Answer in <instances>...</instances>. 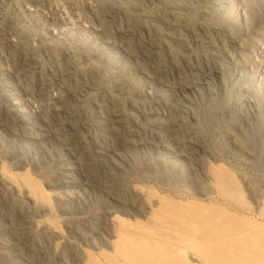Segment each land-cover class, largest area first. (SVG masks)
Listing matches in <instances>:
<instances>
[{
	"label": "rangeland",
	"instance_id": "374dc122",
	"mask_svg": "<svg viewBox=\"0 0 264 264\" xmlns=\"http://www.w3.org/2000/svg\"><path fill=\"white\" fill-rule=\"evenodd\" d=\"M154 1L153 0H104V1L103 0H96V1L95 0L94 1L93 0H81V1L80 0H2L1 1L0 0V5L2 6V7L0 6L1 7L0 12H1V14H4V15L0 16L1 17L0 18V21H1L0 22V31L2 32V33L0 32L1 33L0 34V38H1L0 39V43H1L0 53H2V54H0V57L3 56L2 59H0V66H1L0 70L3 69L2 71L5 73L13 71L11 69L14 68V65L16 62L15 63L12 62V60L7 57L8 53L12 52L13 49L17 48V49H22L24 51H27L29 49V51H31L32 54L28 60L30 62V65L33 66V68L31 69L32 78H33V79H31V83H32L31 86L34 87L35 84H38L40 86H38V89H35V91L28 94L27 96H22V99L25 98L27 103L30 106L32 105V103H33V105H35L36 103L38 104V101H39V105L41 103V105H40L41 106V108H40L41 112L40 113L43 115L41 116L42 121L40 122V119H39L38 125H40L42 127H46V128H48L50 126V129H52V130L55 129V131L58 129L57 130L58 136L55 135L56 137L53 138L52 141L46 143V145H45V148H47L46 150L43 149L41 146H38V144H37V145H35V149H34L35 152L33 150L32 153H26L24 150L19 152V153H15V154L9 153L7 151V145H6L7 142L5 141V139L1 135L2 138H0V140H1L0 144L2 145V147L0 145V166H2V168L5 167L4 168L5 172H2L3 169H0V173L2 172L3 178H5L7 181H10L13 184H15V187L17 186L19 189H22L23 192H25L27 194V196L30 195V193H28V190L30 191V189H31V188L29 189V185L27 184V182H29V183L32 182V184H35L37 186V189L39 190V194L38 195L31 194L29 196V200L27 201L23 195L22 196H20L21 194L20 195H16V194L14 195V193L8 191L6 187L1 188V186H0V189L5 190L2 192L3 196L1 195V198H0V203H1V199L4 202V204L1 203L2 206H4V208L3 207H2L3 209L1 208L3 212L0 213V219H1L0 220L1 221L0 222V229H1L0 230V233H1V235H0V239H1L0 240L1 241L0 242V249H1L0 250V254H1L0 255V264H5V263H7V264H20V263L21 264H36V263L37 264H46V263H48V264H64V263L65 264H72V263L76 264L79 261H81V262H79L77 264H110L109 262H110L111 258L117 259V257H118V254H116V251H115L116 250V244L118 241V237L122 233V230L124 227H126V229H127V227H128V229H133V228H137L138 226H140V227L143 226L145 228H147V227L151 228V226H152V222H151L152 221V215L156 213L155 209H157V211H158L159 209L172 208L174 206H177L181 210L187 211L189 213H191L192 211L195 212V211L199 210L201 212L204 211L203 213H205L208 216L213 215V216L219 217L220 218L219 220L221 222L219 225H220V227H223L225 229L240 228V227L242 228L244 226L245 227L250 226L248 228H250L251 230H254V229H258L260 227H264V223H261V221H264V193H261L262 191H264V190H262V188H264V126H262V124H264V120H262V119H264V110H262V109H264V0H195V1L194 0H154ZM96 2H98V3H96ZM49 4H51V5H49ZM183 4L185 5V7ZM43 5H44V7H43ZM131 5L134 7H132ZM5 6H6V8H5ZM47 6H48V8H47ZM2 10H4L6 13ZM91 11H93V12H91ZM43 12H44V14H43ZM98 13H100V14H98ZM161 13H162V15H161ZM129 14H131V15H129ZM46 15H47V17H46ZM60 15L62 18H59ZM180 16H182V17H180ZM161 18H162V20H161ZM165 18H167V19H165ZM116 19H118V20H116ZM184 20H185V22H184ZM12 21L15 24H13ZM39 21H40V24H39ZM63 22H64V24H63ZM170 22H171V24H170ZM201 22H202V24H201ZM134 23L136 24V26ZM62 24H63V26H62ZM128 24H130V25L128 26ZM154 24H155V26H154ZM193 24H194V26H192ZM216 24H218V25H216ZM3 25H5L6 27H4ZM7 26L9 27V29ZM105 26L106 27L108 26V28L109 27L110 28L106 29ZM87 28H89V29H87ZM118 28H119V30H118ZM17 29H18V31H17ZM176 29H177V31H176ZM94 30H96V31H94ZM97 30H98V33H97ZM105 30H109V31L104 32ZM154 30H156V31H154ZM74 32H76L77 34ZM157 32L159 35H157ZM27 33L29 34L28 36H27ZM139 33H140V35H138ZM11 34H12V36H9ZM25 34H26V38H25ZM65 34H66V36H65ZM74 34H75V36H74ZM104 34H105V36L107 35L106 38H105V36H103ZM113 34L115 36H113ZM2 35L4 36V38L1 37ZM13 35H15V36H13ZM16 36H18V37L20 36L19 40H18V37H16ZM70 36H73V38H69ZM112 37H114V38H112ZM8 38H9V40H8ZM27 38H29V39H27ZM111 38H112V40H111ZM31 39H32V41H31ZM186 39H188V40H186ZM193 39L195 40V42ZM1 40H3V41H1ZM13 40H15L16 42H14ZM125 40H127V41H125ZM178 40H180V41H178ZM111 41H112V43H111ZM34 42H35L36 46L33 44ZM168 42H169V44H168ZM21 44H23L24 46ZM49 44H50V46H49ZM125 44H126V46H125ZM177 47H178V49H177ZM4 48H6L7 50ZM26 48H28V49H26ZM85 48H86V50H85ZM123 48L125 50H123ZM200 48H202V49H200ZM1 49H3V50H1ZM38 49H39V51H38ZM90 50L91 51L93 50L92 53H90L91 52ZM112 50H113V52H112ZM5 51L7 52V54L5 53ZM46 51H47V54H46ZM88 51H90V52H88ZM142 51H144V54H142ZM126 53H128V54H126ZM4 54H5V56H4ZM130 55H132V56L130 57ZM33 57H34V59H32ZM156 59H157V61H156ZM1 61H3L6 65ZM6 61H9V62H6ZM31 61H32V63H31ZM101 62H103V63L101 64ZM141 62H143V64ZM66 63H68V64H66ZM55 64H57L58 67L60 66V68H59L60 70L56 69L58 67ZM115 66H116V68H115ZM49 68H52L53 71H52V69H49ZM33 70H35V71H33ZM140 71H142V72H140ZM112 74H113V76H112ZM116 74H117V76H116ZM75 75H76V78H75ZM70 77H71V79H70ZM37 78H39V79H37ZM22 79L23 78H20V81H23ZM97 79H98V81H96ZM50 81L51 82L53 81V82L50 83ZM72 81H73V83H72ZM103 81H104V83H103ZM223 81H225V83H223ZM64 82H66V84ZM112 82H113V84H111ZM120 82H122V83H120ZM22 84L23 83H21V87H22ZM118 84L120 86H117ZM66 85H68V86H66ZM126 85H127V87H126L127 91H125ZM183 85H185V86H183ZM21 87H19V89ZM88 87H89V89H88ZM23 88H24V85H23ZM48 89H49V91H48ZM40 90L42 91V93ZM37 91H39V92H37ZM71 91L72 92L76 91V92L70 93ZM135 92L138 94L136 95ZM150 92H152V93H150ZM153 92H155V93H153ZM35 93H36V95H35ZM46 94H48V95H46ZM70 94H72L74 96V98ZM75 94H77V95H75ZM110 94H111V96H110ZM154 94H156V95H154ZM242 94H243V96H242ZM139 95L140 96L142 95V96L140 97ZM36 96H37V99H36ZM50 96H51V98H50ZM5 97H6V95L4 94V92H2V90H0V105H1V108L3 109V110L1 109L0 111H1L2 116L5 115V114H3L4 113L3 111L4 110L6 111V109L9 108V105H10V103L6 102ZM54 97H56L57 99ZM103 97H105V98H103ZM233 97H235V98H233ZM58 98H60V99H58ZM109 98H110V100H109ZM241 98H243V99H241ZM217 99H218V101H217ZM240 100H242V101H240ZM110 101H112V102H110ZM215 101H217V102L213 103ZM119 102H120V104H119ZM133 102L135 105H133ZM145 102H147V103H145ZM4 103H5V105H3ZM148 103H149V105H148ZM64 104H67V105H64ZM104 104H106V105H104ZM146 104H147V107H146ZM69 105H70V107H69ZM141 105H143V106L141 107ZM150 105L152 106V108L150 107ZM159 105H160V107H159ZM44 106H45V108H43ZM55 106L57 107V109ZM122 106L124 108H121ZM256 106H257V108H256ZM50 107H53V108H50ZM114 107H115V109H114ZM234 107H236V108H234ZM208 108L210 109V112H209ZM113 109L118 111V112L114 111ZM124 109H125V111H124ZM155 109L156 110L158 109V112ZM57 110L58 111L60 110L59 111L60 114L58 116L55 113V111H57ZM139 110H140V112H138ZM82 112H83V114H82ZM150 113H152L151 117H149ZM155 113H157V114H155ZM72 114H74V115H72ZM145 114H146V116H143ZM169 114H170V116H169ZM176 114H177V116H176ZM260 114H262V115H260ZM64 115L65 116L67 115V116L65 117ZM84 116H86V117H84ZM115 116H116V118H115ZM59 117H60V119H59ZM146 117H147V119H146ZM152 117H153V119H152ZM85 118H87V119H85ZM182 118H183V120H182ZM254 118H256V120ZM71 119H72V121H71ZM134 119H135V123H134V121H132ZM233 119H235V120H233ZM44 120H48V121H46V123H45ZM97 120H102V121H97ZM151 120H153V121H151ZM54 121H55V123H54ZM148 121H150V122H148ZM186 121L188 122V124ZM43 122H44V124H43ZM106 122H108V123H106ZM153 122H155V123H153ZM10 123H11L13 129H20L21 124H19L18 121L16 122V120H14V117L10 116ZM95 123H96V125H95ZM105 123H106V126L104 125ZM117 123H118V125H117ZM130 123H132L133 125H131ZM60 124H62V125H60ZM84 124H85V127H84ZM86 124H88V126ZM247 125L248 126L251 125V126L248 127ZM58 126L59 127L61 126V127L58 128ZM113 126L115 127L114 131H113ZM116 126H119L120 129H119V127H116ZM64 128L65 129L68 128V129L65 130ZM59 129H60V132H59ZM63 130H64V132H63ZM108 130H109V132H108ZM137 130L140 131L139 134H138ZM164 130H165V132H164ZM188 130L189 131L191 130V131L189 132ZM238 130H239V132H238ZM81 131H82V133H81ZM249 131H250V134H249ZM52 132L53 131H51V133ZM69 132H71V133H69ZM87 132H88V134H87ZM142 132H143V135L141 134ZM146 133H147V135H146ZM182 133H183V135H182ZM61 134L64 136H62ZM115 134H117V135H115ZM154 135L157 138H155ZM180 135H182L181 136L182 138L179 139ZM243 135H244V137H243ZM81 136H83V137L81 138ZM93 136H95V137H93ZM123 136H125V137H123ZM196 136L198 138H196ZM148 137L151 139H149ZM193 137H195V138H193ZM58 138H60L59 139L60 141H56V140H58ZM64 138H65V140H64ZM80 139H81V141H80ZM128 139H130V140H128ZM139 139L141 140L140 142H139ZM157 139L161 142H159ZM174 139H178L179 142L177 140H174ZM181 139H182L183 144L181 142ZM197 139H198V141H197ZM13 140H14V138H13ZM131 140H132V142H131ZM149 140H150V142H149ZM190 140L193 142H191ZM202 140H203V142H201ZM242 140L244 141V143H242L243 142ZM56 143H57V145H56ZM118 143H120V144H118ZM163 143H164V145H163ZM191 143H194V144H191ZM70 144L72 147H70ZM152 144H154V145H152ZM173 144H174V146H173ZM176 144H178L179 146ZM183 145H185V146H183ZM158 146L159 147L163 146V147L161 149V147L159 148ZM166 147L168 149H166ZM174 147L178 148V149H175ZM203 147H205V148L203 149ZM79 148H80V150H79ZM182 149H184V150H182ZM195 150L198 152H196ZM206 150H208L207 153H206ZM258 150H260V151H258ZM1 151H3V152H1ZM6 151H7V154H6ZM44 151L48 154H46ZM78 151H79V153H78ZM157 151H158V153L160 152L161 154L160 153H159L160 155L157 154ZM72 152H74V153H72ZM80 152H82V154ZM100 152H102V153H100ZM152 152H153V154H152ZM164 152H166V153H164ZM155 153H156V157H154ZM167 153H174V155H173L174 158L173 159L168 158L166 156ZM195 153L196 154L198 153V155H196ZM85 154H86V156L87 155L88 156L86 157ZM149 154H150V156H149ZM91 155H93V156H91ZM146 155L148 156L147 157L148 159L146 158ZM161 155H162V157H161ZM32 156H34V157H32ZM140 156L143 159H141ZM188 156L189 157L193 156L192 159H193V161L194 160L195 161L193 162L191 160V158H189ZM197 156H198V160H197ZM179 157H183V158H179ZM34 158H35V162H34ZM99 158H100V160H99ZM158 158H160L161 160H158ZM155 159H156V161H155ZM174 159H177V160H174ZM39 160H43V161H39ZM69 160H72L76 165H74V167H71V165L69 166L68 164H66L65 162H68ZM75 160H76V162H75ZM136 160H137V162H136ZM143 160H144V162H143ZM5 161L6 162L10 161L11 163L10 162L5 163ZM23 161L26 163H24ZM127 161L129 163H127ZM177 161L178 162L180 161V162L178 163ZM41 162H42V164H41ZM139 162H140V165H139ZM200 162H202L203 164ZM27 163L29 166H27ZM208 163H209V165H208ZM114 164H117V165L114 166ZM17 165H19V166H17ZM160 165H162V166H160ZM210 165L215 167V168L211 167ZM15 166H17V167H15ZM77 166L79 168H77ZM130 166L132 168H130ZM146 166H148V167L150 166V167L148 168ZM200 166H202V167H200ZM34 167H36V168H34ZM104 167H106V169ZM153 167H155V168H153ZM165 167L166 168L168 167V169H165ZM147 168L150 170H148ZM174 168L176 169L175 172H174ZM217 168H221V170L217 169ZM50 169H52V170H50ZM141 169H142V171H141ZM226 169H228V171ZM85 170L88 174L85 172ZM100 170L102 172H100ZM103 170H107V171H103ZM137 170H138V174L136 173ZM164 170H166V171H164ZM170 170L172 173L170 172ZM203 170L206 172H204ZM214 170H216V171H214ZM185 171H187V173ZM23 172H24V175H22ZM180 172H182V173L180 174ZM68 173L71 175H69ZM121 173H124V174L119 175ZM153 173H156V174L153 175ZM7 174H9V175H7ZM44 174H46V175H44ZM170 174H172V176ZM183 174H184V176L179 177V175H183ZM189 174H191V175H189ZM194 174H196V175L194 176ZM197 174H200V176ZM217 174H219L218 177H217ZM227 174H228V176H230V175L231 176L228 178ZM15 175L22 176L21 178H23L24 180L20 179L19 176L17 177ZM53 175H54V177H53ZM112 175L115 177H113ZM12 176H13V179H12ZM24 176H28V178L26 179V177H24ZM66 176H68V177H66ZM101 176H102V178H101ZM126 176H127L128 180H127ZM160 176H162V180L158 179V178H161ZM163 176H165V178ZM209 176H211V177H209ZM14 177L16 178V180ZM106 177H107V179H106ZM204 177L207 178L208 180L207 179H205L206 181L202 180V179H204ZM86 178L88 179V181ZM110 178H112V179L110 180ZM211 178L213 179V181L211 180ZM231 178H233L234 180L232 179V181H230ZM30 179H31V181H30ZM157 179L160 181L159 183H161V184L157 183ZM168 179H171V180H168ZM191 179H193V180H191ZM241 179H242V181H241ZM83 180H84V182H83ZM167 180H168V182H167ZM218 180L222 181V183ZM110 181H111V184H110ZM141 181H143V182H141ZM170 181H171V183H169ZM175 181H177V184H178V182H180V185H177ZM203 181L205 182V184L208 181L207 185H205L203 183ZM164 182H166V184L168 183L167 184L168 187L166 184H164ZM103 183H105V184H103ZM162 183L166 186H164ZM172 183H175L176 186ZM213 183L216 184L215 186H217L218 188L215 187ZM97 184H98V186H97ZM124 184H125V186H123ZM126 184H127V186H126ZM130 184H132V185H130ZM156 184H157V186H156ZM183 184L185 185V187H183ZM227 184H229V185H227ZM211 185H213V188ZM64 186L66 188H64ZM108 186H109V188H108ZM122 186L124 187L125 197L129 198L126 201H123V200L121 201V198H119L116 194H114L112 192L113 190L116 191L117 188H119V187L123 189ZM137 186L141 190L138 189ZM146 186H148V187H146ZM187 186L189 187V189L192 188L191 193H190V190L187 189L188 188ZM244 186L246 187L247 190H245ZM97 187H98V189H97ZM112 187H113V189H112ZM260 187H261V189H260ZM158 188H160V189H158ZM168 188L171 190H169ZM182 188H184V190ZM233 188H236V189H233ZM83 189H84V191H83ZM111 189H112V191H111ZM131 189L134 191H132ZM137 189L139 191H137ZM179 189H182V190L179 191ZM215 189H217V190H215ZM221 189H222V191H221ZM258 189H260V191ZM125 190H126V193H125ZM166 190H168V191H166ZM233 190H235L234 193H233ZM91 191H93L94 193L93 192L91 193ZM210 191H212L213 193ZM227 191L228 192L232 191V194L228 193ZM76 192L79 194H77ZM167 192H169V193L167 194ZM186 192H188V193H186ZM214 192H216L217 194ZM223 192H226V193H223ZM42 193H45V194H42ZM83 193H85V194L83 195ZM179 193H181V194H179ZM195 193H197V194H195ZM202 193L203 194L205 193V194L203 195ZM235 193H237L238 198H236ZM46 194H47V196L45 197L44 195H46ZM76 194L79 195V197ZM112 194H114L115 196L114 195L110 196ZM193 194H195V195H193ZM211 194L212 195L215 194L214 198ZM219 194H221V195H219ZM225 194H227V196L225 197L226 199H228L227 197L229 196V194L231 195V196H229L230 198L227 201L224 198ZM39 195H43L44 199L42 198V196H39ZM161 195H162V197H161ZM207 195H209L210 197ZM216 195H219L221 198L219 196H216ZM233 195H235V197ZM259 195H260V197H257ZM85 196H88L89 198L85 197ZM99 196H100V198H99ZM108 196H109V198H108ZM141 196L143 197V199L146 200L145 202ZM232 196L234 197V199L231 198ZM251 196H253L254 198ZM255 196L257 198H255ZM10 197H12V199H9ZM14 197H15V199H14ZM18 197L19 198L21 197V199H23V200H20ZM208 197H209V199H208ZM40 198H42V199L40 200ZM72 198H74V199H72ZM136 198H137V200H136ZM153 198L156 199V201ZM186 198H187V200L185 201ZM212 198H213V200H212ZM32 199H34V200H32ZM214 199L216 200V203L213 202ZM237 199L240 200V203H238L239 201ZM36 200H37V202H36ZM132 200L133 201L135 200L134 204H133ZM170 200H172V201H170ZM206 200H208V201H206ZM209 200H210V203H212V204L206 203V202H209ZM234 200H236V201L233 202ZM33 201H35L36 203ZM70 201H71V203H69ZM180 201H182V202H180ZM187 201H189V202H187ZM242 201H243L244 205H242L243 204ZM17 202H19V203L21 202V203L19 204ZM146 202H147V204H146ZM154 202H156L155 205H154ZM176 202H178V203H176ZM148 203L150 204V207H147ZM152 203L154 206L152 205ZM213 203H215V205H213ZM222 203H223V205H222ZM24 204H25V206L26 205L27 206L26 207L23 206ZM107 204H108V206H107ZM138 205L140 206V208ZM201 205H202V207H201ZM236 205L238 208L236 207ZM239 205H241V206L239 207ZM248 205L250 208L248 207ZM43 206H44V209H43ZM41 207H42V209H41ZM51 207H53V208H51ZM96 207H97V209H96ZM125 207H127V208H125ZM133 207H134V209H133ZM142 207H144V208H142ZM151 207H152V209H151ZM18 208H20V210ZM66 208H68V209H66ZM106 208H108V209H106ZM135 208H138V209H135ZM148 208H150L151 210H149ZM233 208L235 209V211L238 210L239 208H241V209L238 210L239 212L238 211L235 212ZM5 209H6V211H5ZM37 209H38V211H37ZM140 209H141V211H140ZM33 210H35V211H33ZM44 210H45V212H44ZM46 210H48V212ZM64 210H66V211H64ZM128 210H130V211H128ZM142 210H143V212H142ZM163 210H165V209H163ZM249 210L251 213L246 212ZM23 211H24V214H21V213H23ZM26 211H29V212H26ZM117 211H119V212H117ZM144 211H146V214H144L145 213ZM222 211L227 213V214L222 215L221 214ZM126 212H128V213H126ZM18 213H19V215H18ZM23 216H24V219L22 218ZM82 216H84V217H82ZM107 216H109V217H107ZM2 217H4V218H2ZM254 217H256V218H254ZM7 218H10V219H7ZM112 218H115L117 221L115 220V222H111V221H113ZM147 218H148V220H147ZM27 219L28 220L30 219L29 220L30 222L33 221L31 223L34 226V231H36L33 235H30L31 237L27 236V234H26L28 223H30ZM14 221H16V222H14ZM47 221H48V223H47ZM122 221H123V224L125 226L121 225ZM36 222L38 223V225L36 224ZM73 222H75V223H73ZM95 222H96V224H95ZM116 222H118L119 224ZM133 222L135 224H133ZM104 223H105V225H104ZM148 223H150V224H148ZM52 224H54L53 225L54 227L52 226ZM110 224H111V226H110ZM248 224H250V225H248ZM15 225H16V228H15ZM39 225H41V226H39ZM108 225H109V227H108ZM2 226H3V228H1ZM11 226H13V227H11ZM44 226H45V228L47 227L46 230H51V231L55 232V235L53 237L47 235L45 233L46 230L43 229ZM9 227L12 229H10ZM40 227H42V228H40ZM90 227H92V228H90ZM37 228L39 230H37ZM2 230L5 232H3ZM110 230H111V232H110ZM60 232H61V234H60ZM98 232H99V234H98ZM57 233H59V235H62L61 239H60V236L57 235ZM25 236H27V237H25ZM45 236H46V238H45ZM36 237H38V238H36ZM55 237H57V238H55ZM105 238H106V240H105ZM112 238H113V240H112ZM54 239L56 241L58 239H60V240H58L56 242V241H54ZM109 239H111L112 241ZM47 240H49V241H47ZM34 241L36 242L35 244H34ZM64 241H66V242L64 243ZM67 241H69V242H67ZM9 242H10V244H9ZM16 242H17V244H16ZM37 242L40 244H38ZM19 243H20V245H19ZM48 243H50V244H48ZM47 244H48V246H50V245L51 246L53 245V246L48 247ZM95 244H96V246H95ZM55 245H57V247H54ZM74 246H77V248ZM99 246H101V247H99ZM33 247H34V249H33ZM56 248L57 249L59 248V250H57ZM2 249H3V251H2ZM55 249H56V251H55ZM75 249H76V251H75ZM79 249H80V251H79ZM8 250H10V251L8 252ZM48 250H50V251L48 252ZM54 251H55V253H54ZM67 252H68L69 256H68ZM75 252H77V253L74 254ZM23 254H25V255H23ZM35 254H36V256H35ZM61 254H63V255H61ZM40 255H42V256H40ZM15 256H17V257H15ZM94 256H96V257H94ZM28 257H29V259H28ZM56 257H58V258H56ZM75 257L79 260L76 261ZM33 258H35L34 259L35 261L33 260ZM49 258H51L52 260ZM61 258H63V259H61ZM69 258H70V260H69ZM71 258H73V259L75 258V259L72 260ZM100 258H101V260H100ZM185 260H184V262L186 264H198L196 262L190 261L187 257ZM55 261H57V262H55ZM117 262H118V264H120V261H117Z\"/></svg>",
	"mask_w": 264,
	"mask_h": 264
},
{
	"label": "bare ground",
	"instance_id": "6f19581e",
	"mask_svg": "<svg viewBox=\"0 0 264 264\" xmlns=\"http://www.w3.org/2000/svg\"><path fill=\"white\" fill-rule=\"evenodd\" d=\"M2 1V0H1ZM81 1V0H80ZM94 1V0H93ZM96 1V0H95ZM104 1V0H103ZM154 1V0H153ZM195 1V0H194ZM6 2V1H5ZM8 2V1H7ZM36 2V1H35ZM64 2V1H63ZM83 2V1H82ZM108 2V1H107ZM151 2V1H150ZM155 2V1H154ZM159 2V1H158ZM187 2V1H186ZM189 2V1H188ZM3 3V2H2ZM75 3V2H74ZM73 3V4H74ZM87 3V2H86ZM96 3H98V2H96ZM111 3V2H110ZM113 3V2H112ZM118 3V2H117ZM43 4V3H42ZM81 4V3H80ZM83 4V3H82ZM92 4V3H91ZM95 4V3H94ZM93 4V5H94ZM106 4V3H105ZM108 4V3H107ZM36 5V4H35ZM49 5H51V4H49ZM48 5V6H49ZM75 5V4H74ZM85 5V4H84ZM88 5V4H87ZM115 5V4H114ZM141 5V4H140ZM146 5V4H145ZM184 5V4H183ZM1 6V5H0ZM41 6V5H40ZM48 6H47V8H48ZM56 6V5H55ZM102 6V5H101ZM100 6V7H101ZM132 6V5H131ZM130 6V7H131ZM2 7V6H1ZM1 7H0V9H1ZM43 7H44V5H43ZM75 7V6H74ZM121 7V6H120ZM132 7H134V6H132ZM175 7V6H174ZM184 7H185V5H184ZM5 8H6V6H5ZM76 8V7H75ZM104 8V7H103ZM106 8V7H105ZM165 8V7H164ZM44 9V8H43ZM79 9V8H78ZM90 9V8H89ZM94 9V8H93ZM55 10V9H54ZM82 10V9H81ZM88 10V9H87ZM98 10V9H97ZM107 10V9H106ZM123 10V9H122ZM140 10V9H139ZM142 10V9H141ZM163 10V9H162ZM187 10V9H186ZM2 11H4V10H2ZM34 11V10H33ZM43 11V10H42ZM99 11V10H98ZM5 12V11H4ZM59 12V11H58ZM91 12H93V11H91ZM3 13V12H2ZM6 13V12H5ZM9 13V12H8ZM90 13V12H89ZM112 13V12H111ZM123 13V12H122ZM142 13V12H141ZM0 14H1V12H0ZM40 14V13H39ZM43 14H44V12H43ZM59 14V13H58ZM92 14V13H91ZM97 14V13H96ZM98 14H100V13H98ZM127 14V13H126ZM172 14V13H171ZM177 14V13H176ZM2 15H4V14H1L0 16H2ZM11 15V14H10ZM129 15H131V14H129ZM161 15H162V13H161ZM205 15V14H204ZM209 15V14H208ZM116 16V15H115ZM127 16V15H126ZM135 16V15H134ZM139 16V15H138ZM141 16V15H140ZM171 16V15H170ZM183 16V15H182ZM182 16H180V17H182ZM197 16V15H196ZM6 17V16H5ZM11 17V16H10ZM9 17V18H10ZM46 17H47V15H46ZM98 17V16H97ZM129 17V16H128ZM131 17V16H130ZM152 17V16H151ZM162 17V16H161ZM1 18V17H0ZM59 18H62L61 17V15H60V17ZM137 18V17H136ZM197 18V17H196ZM5 19V18H4ZM54 19V18H53ZM78 19V18H77ZM99 19V18H98ZM126 19V18H125ZM149 19V18H148ZM165 19H167V18H165ZM181 19V18H180ZM2 20V19H1ZM15 20V19H14ZM42 20V19H41ZM57 20V19H56ZM88 20V19H87ZM105 20V19H104ZM116 20H118V19H116ZM142 20V19H141ZM161 20H162V18H161ZM7 21V20H6ZM5 21V22H6ZM9 21V20H8ZM58 21V20H57ZM66 21V20H65ZM68 21V20H67ZM86 21V20H85ZM84 21V22H85ZM97 21V20H96ZM102 21V20H101ZM188 21V20H187ZM1 22V21H0ZM43 22V21H42ZM53 22V21H52ZM78 22V21H77ZM100 22V21H99ZM116 22V21H115ZM114 22V23H115ZM120 22V21H119ZM126 22V21H125ZM142 22V21H141ZM161 22V21H160ZM184 22H185V20H184ZM11 23V22H10ZM12 23H13V21H12ZM11 23V24H12ZM38 23V22H37ZM49 23V22H48ZM54 23V22H53ZM76 23V22H75ZM138 23V22H137ZM146 23V22H145ZM144 23V24H145ZM163 23V22H162ZM167 23V22H166ZM174 23V22H173ZM189 23V22H188ZM9 24V23H8ZM13 24H15V23H13ZM39 24H40V21H39ZM63 24H64V22H63ZM63 24H62V26H63ZM66 24V23H65ZM72 24V23H71ZM80 24V23H79ZM85 24V23H84ZM83 24V25H84ZM100 24V23H99ZM135 24V23H134ZM141 24V23H140ZM170 24H171V22H170ZM191 24V23H190ZM201 24H202V22H201ZM7 25V24H6ZM82 25V26H83ZM96 25V24H95ZM110 25V24H109ZM114 25V24H113ZM130 24H128V26H129ZM175 25V24H174ZM197 25V24H196ZM216 25H218V24H216ZM4 27H6L5 25H3ZM53 26V25H52ZM71 26V25H70ZM86 26V25H85ZM90 26V25H89ZM124 26V25H123ZM135 26H136V24H135ZM154 26H155V24H154ZM157 26V25H156ZM192 26H194V24L192 25ZM207 26V25H206ZM213 26V25H212ZM8 27V26H7ZM13 27V26H12ZM91 27V26H90ZM93 27V26H92ZM97 27V26H96ZM106 27V26H105ZM141 27V26H140ZM190 27V26H189ZM14 28V27H13ZM18 28V27H17ZM100 28V27H99ZM110 28V27H109ZM108 28V26L106 27V29H109ZM159 28V27H158ZM8 29H9V27H8ZM58 29V28H57ZM60 29V28H59ZM75 29V28H74ZM87 29H89V28H87ZM103 29V28H102ZM121 29V28H120ZM125 29V28H124ZM132 29V28H131ZM145 29V28H144ZM153 29V28H152ZM162 29V28H161ZM191 29V28H190ZM189 29V30H190ZM2 30V29H1ZM7 30V29H6ZM13 30V29H12ZM99 30V29H98ZM98 30H97V33H98ZM116 30V29H115ZM118 30H119V28H118ZM117 30V31H118ZM184 30V29H183ZM197 30V29H196ZM17 31H18V29H17ZM85 31V30H84ZM88 31V30H87ZM94 31H96V30H94ZM101 31V30H100ZM107 31H109V30H105L104 32H107ZM111 31V30H110ZM116 31V32H117ZM140 31V30H139ZM152 31V30H151ZM154 31H156V30H154ZM164 31V30H163ZM162 31V32H163ZM172 31V30H171ZM176 31H177V29H176ZM1 32V31H0ZM7 32V31H6ZM16 32V31H15ZM47 32V31H46ZM66 32V31H65ZM68 32V31H67ZM113 32V31H112ZM121 32V31H120ZM133 32V31H132ZM170 32V31H169ZM173 32V31H172ZM180 32V31H179ZM2 33V32H1ZM0 33V34H1ZM9 33V32H8ZM7 33V34H8ZM11 33V32H10ZM18 33V32H17ZM23 33V32H22ZM70 33V32H69ZM74 33H76V32H74ZM83 33V32H82ZM87 33V32H86ZM115 33V32H114ZM124 33V32H123ZM151 33V32H150ZM165 33V32H164ZM177 33V32H176ZM182 33V32H181ZM197 33V32H196ZM16 34V33H15ZM19 34V33H18ZM77 34V33H76ZM88 34V33H87ZM100 34V33H99ZM125 34V33H124ZM143 34V33H142ZM174 34V33H173ZM179 34V33H178ZM195 34V33H194ZM29 34L27 33V36H28ZM92 35V34H91ZM97 35V34H96ZM102 35V34H101ZM135 35V34H134ZM133 35V36H134ZM138 35H140V33L138 34ZM151 35V34H150ZM157 35H159L158 34V32H157ZM165 35V34H164ZM167 35V34H166ZM9 36H12V34L11 35H9ZM8 36V37H9ZM13 36H15V35H13ZM65 36H66V34H65ZM74 36H75V34H74ZM103 36H105V34L103 35ZM107 36V35H106ZM106 36H105V38H106ZM110 36V35H109ZM113 36H115L114 34H113ZM174 36V35H173ZM179 36V35H178ZM194 36V35H193ZM1 37H3L4 38V36L2 35ZM16 37H18V36H16ZM142 37V36H141ZM12 38V37H11ZM10 38V39H11ZM19 38H20V36L18 37V40H19ZM25 38H26V34H25ZM67 38V37H66ZM69 38H73V36H70ZM68 38V39H69ZM95 38V37H94ZM112 38H114V37H112ZM112 38H111V40H112ZM116 38V37H115ZM172 38V37H171ZM1 39V38H0ZM27 39H29V38H27ZM129 39V38H128ZM156 39V38H155ZM164 39V38H163ZM178 39V38H177ZM199 39V38H198ZM8 40H9V38H8ZM7 40V41H8ZM16 40V39H15ZM15 40H13L14 42H16ZM26 40V39H25ZM75 40V39H74ZM92 40V39H91ZM103 40V39H102ZM114 40V39H113ZM120 40V39H119ZM140 40V39H139ZM176 40V39H175ZM181 40V39H180ZM180 40H178V41H180ZM184 40V39H183ZM186 40H188V39H186ZM185 40V41H186ZM194 40V39H193ZM1 41H3V40H1ZM12 41V42H13ZM28 41V40H27ZM31 41H32V39H31ZM70 41V40H69ZM108 41V40H107ZM122 41V40H121ZM125 41H127V40H125ZM143 41V40H142ZM173 41V40H172ZM171 41V42H172ZM197 41V40H196ZM19 42V41H18ZM25 42V41H24ZM89 42V41H88ZM117 42V41H116ZM130 42V41H129ZM132 42V41H131ZM137 42V41H136ZM147 42V41H146ZM194 42H195V40H194ZM22 43V42H21ZM30 43V42H29ZM37 43V42H36ZM75 43V42H74ZM80 43V42H79ZM94 43V42H93ZM99 43V42H98ZM101 43V42H100ZM103 43V42H102ZM111 43H112V41H111ZM114 43V42H113ZM145 43V42H144ZM155 43V42H154ZM159 43V42H158ZM162 43V42H161ZM175 43V42H174ZM20 44V43H19ZM26 44V43H25ZM28 44V43H27ZM34 45H35V42L33 43ZM46 44V43H45ZM121 44V43H120ZM137 44V43H136ZM168 44H169V42H168ZM202 44V43H201ZM21 45H23V44H21ZM56 45V44H55ZM114 45V44H113ZM133 45V44H132ZM165 45V44H164ZM187 45V44H186ZM0 46H1V43H0ZM9 46V45H8ZM13 46V45H12ZM15 46V45H14ZM24 46V45H23ZM36 46V45H35ZM49 46H50V44H49ZM88 46V45H87ZM86 46V47H87ZM121 46V45H120ZM125 46H126V44H125ZM134 46V45H133ZM197 46V45H196ZM10 47V46H9ZM16 47V46H15ZM22 47V46H21ZM42 47V46H41ZM46 47V46H45ZM84 47V46H83ZM123 47V46H122ZM147 47V46H146ZM34 48V47H33ZM115 48V47H114ZM125 48V47H124ZM123 48V50H125ZM134 48V47H133ZM188 48V47H187ZM4 49H6V48H4ZM11 49V48H10ZM26 49H28V48H26ZM36 49V48H35ZM43 49V48H42ZM46 49V48H45ZM58 49V48H57ZM75 49V48H74ZM84 49V48H83ZM88 49V48H87ZM95 49V48H94ZM132 49V48H131ZM139 49V48H138ZM152 49V48H151ZM171 49V48H170ZM177 49H178V47H177ZM200 49H202V48H200ZM206 49V48H205ZM1 50H3V49H1ZM7 50V49H6ZM34 50V49H33ZM41 50V49H40ZM61 50V49H60ZM63 50V49H62ZM85 50H86V48H85ZM104 50V49H103ZM175 50V49H174ZM198 50V49H197ZM38 51H39V49H38ZM79 51V50H78ZM77 51V52H78ZM91 51V50H90ZM90 51H88V52H90ZM93 51V50H92ZM92 51L90 52V53H92ZM95 51V50H94ZM122 51V50H121ZM155 51V50H154ZM179 51V50H178ZM2 52V51H1ZM75 52V51H74ZM80 52V51H79ZM112 52H113V50H112ZM212 52V51H211ZM5 53L7 54V52L5 51ZM97 53V52H96ZM109 53V52H108ZM131 53V52H130ZM203 53V52H202ZM209 53V52H208ZM0 54H2V53H0ZM31 51H29V49L27 50V51H24V50H22V49H17V48H15V49H13V51L12 52H10V53H8V55H7V57L9 58V59H11L12 60V62H16L15 63V65H14V68H12L11 70H13L12 72L10 71V72H7V73H5V72H3L2 70L3 69H1L0 70V90H2V92H4V94L6 95V97H5V99H6V102H8V103H10V105H9V108H7L6 109V111L4 110L3 112V114H5L4 116H2L1 115V111H0V138H4L5 139V141L7 142V151L9 152V153H11V154H15V153H19V152H21V151H25L26 153H32V151L35 149V145H37L38 144V146H41L43 149H47V148H45V145H46V143H48V142H50V141H52L53 140V138H55L56 136H58V129L55 131V129H50V126L48 127V128H46V127H42V126H40V125H38V121H39V119H40V122L42 121V119H41V116L43 115V114H41L40 112H41V103H40V105H39V101H38V104L36 103L35 105H33V103H32V105L30 106L28 103H27V101H26V99L25 98H23L22 99V96H27L28 94H30V93H32L33 91H35V89H38V86H40V85H38V84H35V86L34 87H32L31 85H32V83H31V79H33L32 78V73H31V69L33 68V66L32 65H30V62L28 61L29 60V58H30V56H31ZM46 54H47V51H46ZM66 54V53H65ZM79 54V53H78ZM77 54V55H78ZM84 54V53H83ZM126 54H128V53H126ZM142 54H144V51H142ZM35 55V54H34ZM67 55V54H66ZM136 55V54H135ZM146 55V54H145ZM2 56V55H1ZM4 56H5V54H4ZM58 56V55H57ZM65 56V55H64ZM80 56V55H79ZM84 56V55H83ZM128 56V55H127ZM132 55H130V57H131ZM189 56V55H188ZM3 57V56H2ZM2 57H0V59H2ZM51 57V56H50ZM56 57V56H55ZM126 57V56H125ZM134 57V56H133ZM136 57V56H135ZM150 57V56H149ZM5 58V57H4ZM64 58V57H63ZM73 58V57H72ZM87 58V57H86ZM137 58V57H136ZM171 58V57H170ZM6 59V58H5ZM32 59H34V57L32 58ZM31 59V60H32ZM65 59V58H64ZM4 60V59H3ZM54 60V59H53ZM56 60V59H55ZM61 60V59H60ZM171 60V59H170ZM175 60V59H174ZM233 60V59H232ZM10 61V60H9ZM9 61H6V62H9ZM67 61V60H66ZM65 61V62H66ZM153 61V60H152ZM156 61H157V59H156ZM1 62H3V61H1ZM61 62V61H60ZM74 62V61H73ZM123 62V61H122ZM121 62V63H122ZM129 62V61H128ZM136 62V61H135ZM146 62V61H145ZM154 62V61H153ZM161 62V61H160ZM172 62V61H171ZM175 62V61H174ZM4 63V62H3ZM31 63H32V61H31ZM71 63V62H70ZM103 62H101V64H102ZM142 64H143V62H141ZM140 63V64H141ZM148 63V62H147ZM237 63V62H236ZM242 63V62H241ZM5 64V63H4ZM42 64V63H41ZM58 64V63H57ZM57 64H55L57 67H58V65ZM66 64H68V63H66ZM151 64V63H150ZM175 64V63H174ZM6 65V64H5ZM12 65V64H11ZM64 65V64H63ZM117 65V64H116ZM121 65V64H120ZM136 65V64H135ZM36 66V65H35ZM104 66V65H103ZM114 66V65H113ZM240 66V65H239ZM1 67V66H0ZM3 67V66H2ZM9 67V66H8ZM11 67V66H10ZM49 67V66H48ZM72 67V66H71ZM142 67V66H141ZM157 67V66H156ZM159 67V66H158ZM179 67V66H178ZM38 68V67H37ZM43 68V67H42ZM60 68V66L58 67V68H56V69H59ZM68 68V67H67ZM92 68V67H91ZM95 68V67H94ZM101 68V67H100ZM115 68H116V66H115ZM167 68V67H166ZM175 68V67H174ZM229 68V67H228ZM6 69V68H5ZM4 69V70H5ZM10 69V68H9ZM36 69V68H35ZM49 69H52V68H49ZM66 69V68H65ZM82 69V68H81ZM80 69V70H81ZM89 69V68H88ZM87 69V70H88ZM103 69V68H102ZM139 69V68H138ZM154 69V68H153ZM45 70V69H44ZM60 70V69H59ZM68 70V69H67ZM86 70V69H85ZM131 70V69H130ZM215 70V69H214ZM33 71H35V70H33ZM50 71V70H49ZM52 71H53V69H52ZM70 71V70H69ZM77 71V70H76ZM79 71V70H78ZM83 71V70H82ZM81 71V72H82ZM95 71V70H94ZM112 71V70H111ZM121 71V70H120ZM133 71V70H132ZM200 71V70H199ZM55 72V71H54ZM86 72V71H85ZM88 72V71H87ZM140 72H142V71H140ZM139 72V73H140ZM175 72V71H174ZM181 72V71H180ZM37 73V72H36ZM42 73V72H41ZM57 73V72H56ZM113 73V72H112ZM167 73V72H166ZM219 73V72H218ZM50 74V73H49ZM67 74V73H66ZM114 74V73H113ZM113 74H112V76H113ZM212 74V73H211ZM210 74V75H211ZM153 75V74H152ZM163 75V74H162ZM91 76V75H90ZM105 76V75H104ZM110 76V75H109ZM116 76H117V74H116ZM56 77V76H55ZM73 77V76H72ZM129 77V76H128ZM134 77V76H133ZM132 77V78H133ZM167 77V76H166ZM182 77V76H181ZM222 77V76H221ZM20 78H23L22 80L23 81H20ZM42 78V77H41ZM49 78V77H48ZM75 78H76V75H75ZM83 78V77H82ZM106 78V77H105ZM37 79H39V78H37ZM57 79V78H56ZM61 79V78H60ZM69 79V78H68ZM70 79H71V77H70ZM74 79V78H73ZM85 79V78H84ZM90 79V78H89ZM114 79V78H113ZM124 79V78H123ZM244 79V78H243ZM83 80V79H82ZM107 80V79H106ZM143 80V79H142ZM157 80V79H156ZM161 80V79H160ZM167 80V79H166ZM197 80V79H196ZM235 80V79H234ZM48 81V80H47ZM84 81V80H83ZM90 81V80H89ZM96 81H98V79L96 80ZM124 81V80H123ZM151 81V80H150ZM149 81V82H150ZM164 81V80H163ZM25 82V83H24ZM29 82V83H28ZM33 82V81H32ZM35 82V81H34ZM53 82V81H52ZM51 81H50V83H52ZM79 82V81H78ZM101 82V81H100ZM165 82V81H164ZM192 82V81H191ZM21 83H23L22 84V87H21ZM40 83V82H39ZM48 83V82H47ZM49 83V84H50ZM65 84H66V82H64ZM63 83V84H64ZM72 83H73V81H72ZM89 83V82H88ZM91 83V82H90ZM103 83H104V81H103ZM118 83V82H117ZM120 83H122V82H120ZM119 83V84H120ZM132 83V82H131ZM182 83V82H181ZM223 83H225V81H223ZM43 84V83H42ZM48 84V85H49ZM85 84V83H84ZM92 84V83H91ZM111 84H113V82L111 83ZM117 85V86H120V85ZM127 84V83H126ZM164 84V83H163ZM185 84V83H184ZM23 85H24V88H23ZM34 85V84H33ZM46 85V84H45ZM55 85V84H54ZM73 85V84H72ZM76 85V84H75ZM80 85V84H79ZM128 85V84H127ZM127 85L125 86V88L127 87ZM149 85V84H148ZM147 85V86H148ZM169 85V84H168ZM167 85V86H168ZM226 85V84H225ZM66 86H68V85H66ZM71 86V85H70ZM86 86V85H85ZM90 86V85H89ZM103 86V85H102ZM116 86V87H117ZM124 86V85H123ZM172 86V85H171ZM181 86V85H180ZM183 86H185V85H183ZM233 86V85H232ZM239 86V85H238ZM19 87H21L20 89H19ZM43 87V86H42ZM52 87V86H51ZM50 87V88H51ZM107 87V86H106ZM122 87V86H121ZM150 87V86H149ZM170 87V86H169ZM174 87V86H173ZM194 87V86H193ZM48 88V87H47ZM68 88V87H67ZM137 88V87H136ZM171 88V87H170ZM176 88V87H175ZM183 88V87H182ZM241 88V87H240ZM43 89V88H42ZM81 89V88H80ZM84 89V88H83ZM88 89H89V87H88ZM92 89V88H91ZM95 89V88H94ZM98 89V88H97ZM180 89V88H179ZM226 89V88H225ZM71 90V89H70ZM104 90V89H103ZM133 90V89H132ZM135 90V89H134ZM148 90V89H147ZM207 90V89H206ZM229 90V89H228ZM41 91V90H40ZM48 91H49V89H48ZM68 91V90H67ZM85 91V90H84ZM92 91V90H91ZM118 91V90H117ZM116 91V92H117ZM125 91H127V88L125 89ZM131 91V90H130ZM235 91V90H234ZM237 91V90H236ZM37 92H39V91H37ZM59 92V91H58ZM74 92H76V91H74ZM74 92H70V93H74ZM108 92V91H107ZM115 92V91H114ZM123 92V91H122ZM148 92V91H147ZM159 92V91H158ZM229 92V91H228ZM41 93H42V91H41ZM78 93V92H77ZM81 93V92H80ZM83 93V92H82ZM92 93V92H91ZM136 93V92H135ZM144 93V92H143ZM150 93H152V92H150ZM153 93H155V92H153ZM181 93V92H180ZM255 93V92H254ZM40 94V93H39ZM67 94V93H66ZM138 93H136V95H137ZM145 94V93H144ZM230 94V93H229ZM35 95H36V93H35ZM41 95V94H40ZM46 95H48V94H46ZM68 95V94H67ZM70 95H72V94H70ZM75 95H77V94H75ZM88 95V94H87ZM90 95V94H89ZM92 95V94H91ZM143 95V94H142ZM141 95V96H142ZM154 95H156V94H154ZM251 95V94H250ZM253 95V94H252ZM32 96V95H31ZM43 96V95H42ZM54 96V95H53ZM73 96V95H72ZM81 96V95H80ZM85 96V95H84ZM103 96V95H102ZM101 96V97H102ZM109 96V95H108ZM110 96H111V94H110ZM118 96V95H117ZM140 96V95H139ZM140 96V97H141ZM145 96V95H144ZM242 96H243V94H242ZM47 97V96H46ZM218 97V96H217ZM229 97V96H228ZM246 97V96H245ZM32 98V97H31ZM39 98V97H38ZM44 98V97H43ZM42 98V99H43ZM50 98H51V96H50ZM49 98V99H50ZM54 98H56V97H54ZM73 98H74V96H73ZM103 98H105V97H103ZM131 98V97H130ZM139 98V97H138ZM154 98V97H153ZM233 98H235V97H233ZM35 99V98H34ZM36 99H37V96H36ZM48 99V100H49ZM53 99V98H52ZM57 99V98H56ZM58 99H60V98H58ZM62 99V98H61ZM114 99V98H113ZM116 99V98H115ZM162 99V98H161ZM185 99V98H184ZM237 99V98H236ZM241 99H243V98H241ZM28 100V99H27ZM64 100V99H63ZM108 100V99H107ZM109 100H110V98H109ZM112 100V99H111ZM119 100V99H118ZM139 100V99H138ZM141 100V99H140ZM152 100V99H151ZM258 100V99H257ZM35 101V100H34ZM43 101V100H42ZM217 101H218V99H217ZM217 101H215V102H213V103H216ZM240 101H242V100H240ZM249 101V100H248ZM47 102V101H46ZM52 102V101H51ZM57 102V101H56ZM110 102H112V101H110ZM151 102V101H150ZM158 102V101H157ZM48 103V102H47ZM50 103V102H49ZM55 103V102H54ZM60 103V102H59ZM85 103V102H84ZM106 103V102H105ZM131 103V102H130ZM139 103V102H138ZM142 103V102H141ZM145 103H147V102H145ZM162 103V102H161ZM160 103V104H161ZM44 104V103H43ZM70 104V103H69ZM74 104V103H73ZM117 104V103H116ZM119 104H120V102H119ZM132 104V103H131ZM155 104V103H154ZM157 104V103H156ZM239 104V103H238ZM246 104V103H245ZM258 104V103H257ZM3 105H5V103L3 104ZM48 105V104H47ZM46 105V106H47ZM53 105V104H52ZM64 105H67V104H64ZM104 105H106V104H104ZM113 105V104H112ZM111 105V106H112ZM133 105H135L134 104V102H133ZM148 105H149V103H148ZM248 105V104H247ZM50 106V105H49ZM57 106V105H56ZM55 106V107H56ZM132 106V105H131ZM137 106V105H136ZM143 105H141V107H142ZM226 106V105H225ZM232 106V105H231ZM54 107V106H53ZM53 107H50V108H53ZM59 107V106H58ZM69 107H70V105H69ZM133 107V106H132ZM146 107H147V104H146ZM150 107L152 108V106L150 105ZM156 107V106H155ZM159 107H160V105H159ZM212 107V106H211ZM219 107V106H218ZM259 107V106H258ZM4 108V107H3ZM43 108H45V106L43 107ZM74 108V107H73ZM81 108V107H80ZM83 108V107H82ZM85 108V107H84ZM119 108V107H118ZM121 108H124L123 106L121 107ZM138 108V107H137ZM145 108V107H144ZM175 108V107H174ZM173 108V109H174ZM234 108H236V107H234ZM256 108H257V106H256ZM2 108H1V105H0V110H1ZM56 109H57V107H56ZM62 109V108H61ZM64 109V108H63ZM78 109V108H77ZM110 109V108H109ZM114 109H115V107H114ZM113 109V110H114ZM143 109V108H142ZM154 109V108H153ZM209 109V108H208ZM3 110V109H2ZM49 110V109H48ZM144 110V109H143ZM156 110V109H155ZM163 110V109H162ZM169 110V109H168ZM224 110V109H223ZM238 110V109H237ZM262 110H264V109H262ZM60 111V110H59ZM58 110L57 111H55V113H56V115L58 116L59 114H60V112H59ZM71 111V110H70ZM81 111V110H80ZM79 111V112H80ZM114 111H116V110H114ZM124 111H125V109H124ZM157 112H158V109L156 110ZM161 111V110H160ZM212 111V110H211ZM62 112V111H61ZM73 112V111H72ZM84 112V111H83ZM83 112H82V114H83ZM87 112V111H86ZM113 112V111H112ZM116 112H118V111H116ZM115 112V113H116ZM138 112H140V110L138 111ZM143 112V111H142ZM150 112V111H149ZM152 112V111H151ZM163 112V111H162ZM209 112H210V109H209ZM215 112V111H214ZM257 112V111H256ZM49 113V112H48ZM147 113V112H146ZM165 113V112H164ZM163 113V114H164ZM206 113V112H205ZM41 114V115H40ZM113 114V113H112ZM120 114V113H119ZM136 114V113H135ZM139 114V113H138ZM151 114L152 113H150V115H149V117H151ZM155 114H157V113H155ZM160 114V113H159ZM162 114V113H161ZM166 114V113H165ZM164 114V115H165ZM204 114V113H203ZM215 114V113H214ZM220 114V113H219ZM245 114V113H244ZM253 114V113H252ZM257 114V113H256ZM47 115V114H46ZM70 115V114H69ZM68 115V116H69ZM72 115H74V114H72ZM86 115V114H85ZM125 115V114H124ZM148 115V114H147ZM195 115V114H194ZM211 115V114H210ZM209 115V116H210ZM260 115H262V114H260ZM259 115V116H260ZM10 116L11 117H14V120H16V122L18 121V123L19 124H21V126H20V129H13V127H12V125H11V123H10ZM38 116V117H37ZM51 116V115H50ZM65 116V115H64ZM67 116V115H66ZM65 116V117H66ZM76 116V115H75ZM130 116V115H129ZM134 116V115H133ZM139 116V115H138ZM141 116V115H140ZM143 116H146V114L145 115H143ZM153 116V115H152ZM169 116H170V114H169ZM176 116H177V114H176ZM208 116V117H209ZM235 116V115H234ZM242 116V115H241ZM258 116V115H257ZM49 117V116H48ZM61 117V116H60ZM60 117H59V119H60ZM84 117H86V116H84ZM109 117V116H108ZM120 117V116H119ZM175 117V116H174ZM233 117V116H232ZM77 118V117H76ZM96 118V117H95ZM115 118H116V116H115ZM126 118V117H125ZM136 118V117H135ZM157 118V117H156ZM176 118V117H175ZM207 118V117H206ZM245 118V117H244ZM253 118V117H252ZM45 119V118H44ZM66 119V118H65ZM70 119V118H69ZM79 119V118H78ZM83 119V118H82ZM85 119H87V118H85ZM119 119V118H118ZM122 119V118H121ZM146 119H147V117H146ZM152 119H153V117H152ZM155 119V118H154ZM220 119V118H219ZM248 119V118H247ZM255 120H256V118H254ZM62 120V119H61ZM64 120V119H63ZM94 120V119H93ZM127 120V119H126ZM144 120V119H143ZM172 120V119H171ZM182 120H183V118H182ZM233 120H235V119H233ZM245 120V119H244ZM262 120H264V119H262ZM45 121V123H46V121H48V120H44ZM71 121H72V119H71ZM77 121V120H76ZM97 121H102V120H97ZM124 121V120H123ZM132 121H134V123H135V119L134 120H132ZM151 121H153V120H151ZM166 121V120H165ZM60 122V121H59ZM65 122V121H64ZM70 122V121H69ZM74 122V121H73ZM83 122V121H82ZM81 122V123H82ZM104 122V121H103ZM110 122V121H109ZM148 122H150V121H148ZM176 122V121H175ZM187 122V121H186ZM244 122V121H243ZM260 122V121H259ZM54 123H55V121H54ZM86 123V122H85ZM106 123H108V122H106ZM106 123L104 124L105 126H106ZM121 123V122H120ZM123 123V122H122ZM138 123V122H137ZM153 123H155V122H153ZM170 123V122H169ZM177 123V122H176ZM251 123V122H250ZM17 124V123H16ZM42 124V123H41ZM43 124H44V122H43ZM59 124V123H58ZM131 125H133L132 123H130ZM142 124V123H141ZM174 124V123H173ZM187 124H188V122H187ZM47 125V124H46ZM60 125H62V124H60ZM81 125V124H80ZM87 126H88V124H86ZM95 125H96V123H95ZM117 125H118V123H117ZM122 125V124H121ZM129 125V124H128ZM140 125V124H139ZM138 125V126H139ZM179 125V124H178ZM185 125V124H184ZM210 125V124H209ZM238 125V124H237ZM14 126V125H13ZM64 126V125H63ZM79 126V125H78ZM126 126V125H125ZM141 126V125H140ZM143 126V125H142ZM180 126V125H179ZM189 126V125H188ZM245 126V125H244ZM248 126V125H247ZM251 126V125H250ZM250 126H248V127H250ZM262 126H264V124H262ZM19 127V126H18ZM61 127V126H60ZM59 126H58V128H60ZM82 127V126H81ZM84 127H85V124H84ZM116 127H119V126H116ZM124 127V126H123ZM213 127V126H212ZM73 128V127H72ZM111 128V127H110ZM114 126H113V131H114ZM65 129V128H64ZM68 129V128H67ZM67 129H65V130H67ZM112 129V128H111ZM119 129H120V127H119ZM135 129V128H134ZM251 129V128H250ZM76 130V129H75ZM97 130V129H96ZM124 130V129H123ZM129 130V129H128ZM132 130V129H131ZM145 130V129H144ZM154 130V129H153ZM167 130V129H166ZM180 130V129H179ZM51 131H53L52 133H51ZM138 131V130H137ZM143 131V130H142ZM189 131V130H188ZM191 131V130H190ZM189 131V132H190ZM193 131V130H192ZM59 132H60V129H59ZM63 132H64V130H63ZM98 132V131H97ZM108 132H109V130H108ZM120 132V131H119ZM133 132V131H132ZM139 132L140 131H138V134H139ZM147 132V131H146ZM154 132V131H153ZM164 132H165V130H164ZM238 132H239V130H238ZM68 133V132H67ZM69 133H71V132H69ZM81 133H82V131H81ZM80 133V134H81ZM105 133V132H104ZM117 133V132H116ZM123 133V132H122ZM136 133V132H135ZM157 133V132H156ZM155 133V134H156ZM159 133V132H158ZM185 133V132H184ZM52 136H51V135ZM87 134H88V132H87ZM127 134V133H126ZM125 134V135H126ZM142 135H143V132L141 133ZM140 134V135H141ZM172 134V133H171ZM176 134V133H175ZM178 134V133H177ZM196 134V133H195ZM249 134H250V131H249ZM1 135H2V137H1ZM56 135V136H55ZM62 135V134H61ZM75 135V134H74ZM86 135V134H85ZM115 135H117V134H115ZM120 135V134H119ZM118 135V136H119ZM124 135V134H123ZM146 135H147V133H146ZM153 135V134H152ZM161 135V134H160ZM174 135V134H173ZM182 135H183V133H182ZM182 135H180V137H179V139L180 138H182L181 136ZM6 136V137H5ZM62 136H64V135H62ZM66 136V135H65ZM69 136V135H68ZM67 136V137H68ZM87 136V135H86ZM96 136V135H95ZM95 136H93V137H95ZM103 136V135H102ZM145 136V135H144ZM149 136V135H148ZM151 136V135H150ZM155 136V135H154ZM162 136V135H161ZM172 136V135H171ZM170 136V137H171ZM178 136V135H177ZM185 136V135H184ZM183 136V137H184ZM248 136V135H247ZM61 137V136H60ZM83 136H81V138H82ZM123 137H125V136H123ZM176 137V136H175ZM243 137H244V135H243ZM13 138H14V140H13ZM66 138V137H65ZM65 138H64V140H65ZM78 138V137H77ZM133 138V137H132ZM144 138V137H143ZM149 138V137H148ZM147 138V139H148ZM155 138H157L156 136H155ZM165 138V137H164ZM178 138V137H177ZM189 138V137H188ZM193 138H195V137H193ZM196 138H198L197 136H196ZM60 138H58V140H56V141H60L59 140ZM63 139V138H62ZM74 139V138H73ZM79 139V138H78ZM97 139V138H96ZM149 139H151V138H149ZM190 139V138H189ZM200 139V138H199ZM16 140V141H15ZM119 140V139H118ZM125 140V139H124ZM127 140V139H126ZM128 140H130V139H128ZM145 140V139H144ZM158 140V139H157ZM164 140V139H163ZM170 140V139H169ZM174 140H177L178 141V139H174ZM187 140V139H186ZM185 140V141H186ZM1 141V140H0ZM4 141V140H3ZM2 141V142H3ZM80 141H81V139H80ZM141 140L139 139V142H140ZM148 141V140H147ZM159 141V140H158ZM157 141V142H158ZM171 141V140H170ZM191 141V140H190ZM197 141H198V139H197ZM237 141V140H236ZM243 141V140H242ZM128 142V141H127ZM126 142V143H127ZM131 142H132V140H131ZM134 142V141H133ZM149 142H150V140H149ZM159 142H161V141H159ZM179 142V141H178ZM181 142H182V139H181ZM180 142V143H181ZM191 142H193V141H191ZM201 142H203V140L201 141ZM247 142V141H246ZM60 143V142H59ZM66 143V142H65ZM74 143V142H73ZM84 143V142H83ZM155 143V142H154ZM175 143V142H174ZM242 143H244V141L242 142ZM50 144V143H49ZM103 144V143H102ZM118 144H120V143H118ZM143 144V143H142ZM162 144V143H161ZM182 144H183V142H182ZM191 144H194V143H191ZM199 144V143H198ZM201 144V143H200ZM1 145V144H0ZM56 145H57V143H56ZM73 145V144H72ZM96 145V144H95ZM111 145V144H110ZM152 145H154V144H152ZM160 145V144H159ZM163 145H164V143H163ZM172 145V144H171ZM176 145H178V144H176ZM175 145V146H176ZM205 145V144H204ZM49 146V145H48ZM52 146V145H51ZM84 146V145H83ZM88 146V145H87ZM99 146V145H98ZM157 146V145H156ZM169 146V145H168ZM173 146H174V144H173ZM179 146V145H178ZM183 146H185V145H183ZM191 146V145H190ZM258 146V145H257ZM1 147H2V145H1ZM66 147V146H65ZM69 147V146H68ZM70 147H72L71 146V144H70ZM77 147V146H76ZM144 147V146H143ZM150 147V146H149ZM152 147V146H151ZM154 147V146H153ZM159 147V146H158ZM161 147V146H160ZM159 147V148H160ZM163 147V146H162ZM162 147H161V149H162ZM165 147V146H164ZM198 147V146H197ZM210 147V146H209ZM50 148V147H49ZM75 148V147H74ZM85 148V147H84ZM128 148V147H127ZM142 148V147H141ZM175 148V147H174ZM186 148V147H185ZM189 148V147H188ZM187 148V149H188ZM199 148V147H198ZM201 148V147H200ZM205 147H203V149H204ZM65 149V148H64ZM67 149V148H66ZM82 149V148H81ZM105 149V148H104ZM144 149V148H143ZM150 149V148H149ZM166 149H168L167 147H166ZM175 149H178V148H175ZM5 150V149H4ZM59 150V149H58ZM69 150V149H68ZM77 150V149H76ZM79 150H80V148H79ZM96 150V149H95ZM94 150V151H95ZM147 150V149H146ZM182 150H184V149H182ZM181 150V151H182ZM211 150V149H210ZM7 151H6V154H7ZM73 151V150H72ZM87 151V150H86ZM106 151V150H105ZM178 151V150H177ZM196 151V150H195ZM257 151V150H256ZM258 151H260V150H258ZM1 152H3V151H1ZM34 152H35V150H34ZM45 152V151H44ZM67 152V151H66ZM97 152V151H96ZM107 152V151H106ZM133 152V151H132ZM168 152V151H167ZM174 152V151H173ZM183 152V151H182ZM185 152V151H184ZM196 152H198V151H196ZM208 152V150H206V153ZM210 152V151H209ZM46 153V152H45ZM54 153V152H53ZM72 153H74V152H72ZM78 153H79V151H78ZM81 154H82V152H80ZM99 153V152H98ZM97 153V154H98ZM100 153H102V152H100ZM151 153V152H150ZM160 153V152H159ZM158 153V151H157V154H159ZM164 153H166V152H164ZM191 153V152H190ZM46 154H48V153H46ZM61 154V153H60ZM76 154V153H75ZM145 154V153H144ZM148 154V153H147ZM152 154H153V152H152ZM161 154V153H160ZM159 154V155H160ZM182 154V153H181ZM196 154V153H195ZM202 154V153H201ZM204 154V153H203ZM213 154V153H212ZM42 155V154H41ZM40 155V156H41ZM142 155V154H141ZM173 155H174V153H167L166 154V156L168 157V158H171V159H173L174 157H173ZM193 155V154H192ZM196 155H198V153L196 154ZM14 156V155H13ZM12 156V157H13ZM17 156V155H16ZM24 156V155H23ZM22 156V157H23ZM48 156V155H47ZM65 156V155H64ZM80 156V155H79ZM85 156H86V154H85ZM88 156V155H87ZM86 156V157H87ZM91 156H93V155H91ZM102 156V155H101ZM149 156H150V154H149ZM153 156V155H152ZM151 156V157H152ZM210 156V155H209ZM2 157V156H1ZM7 157V156H6ZM9 157V156H8ZM18 157V156H17ZM32 157H34V156H32ZM56 157V156H55ZM58 157V156H57ZM63 157V156H62ZM99 157V156H98ZM145 157V156H144ZM148 156L146 155V158H147ZM154 157H156V153H155V156ZM161 157H162V155H161ZM189 157V156H188ZM193 157V156H192ZM192 157H189V158H191V160L193 161V159H192ZM195 157V156H194ZM15 158V157H14ZM78 158V157H77ZM95 158V157H94ZM105 158V157H104ZM140 158H141V156H140ZM179 158H183V157H179ZM178 158V159H179ZM186 158V157H185ZM207 158V157H206ZM19 159V158H18ZM38 159V158H37ZM63 159V158H62ZM86 159V158H85ZM84 159V160H85ZM121 159V158H120ZM141 159H143V158H141ZM148 159V158H147ZM146 159V160H147ZM187 159V158H186ZM185 159V160H186ZM14 160V159H13ZM29 160V159H28ZM83 160V161H84ZM90 160V159H89ZM99 160H100V158H99ZM105 160V159H104ZM103 160V161H104ZM131 160V159H130ZM150 160V159H149ZM158 160H161L160 158H158ZM163 160V159H162ZM174 160H177V159H174ZM197 160H198V156H197ZM18 161V160H17ZM25 161V160H24ZM23 161V162H24ZM39 161H43V160H39ZM50 161V160H49ZM91 161V160H90ZM110 161V160H109ZM108 161V162H109ZM132 161V160H131ZM155 161H156V159H155ZM195 161V160H194ZM193 161V162H194ZM203 161V160H202ZM3 162V161H2ZM7 162H10V161H7ZM6 161H5V163H7ZM34 162H35V158H34ZM59 162V161H58ZM57 162V163H58ZM75 162H76V160H75ZM107 162V161H106ZM134 162V161H133ZM136 162H137V160H136ZM135 162V163H136ZM143 162H144V160H143ZM150 162V161H149ZM165 162V161H164ZM178 162V161H177ZM180 162V161H179ZM178 162V163H179ZM197 162V161H196ZM205 162V161H204ZM207 162V161H206ZM11 163V162H10ZM18 163V162H17ZM24 163H26V162H24ZM23 163V164H24ZM56 163V164H57ZM66 164H68L69 166L71 165V167H74V165H76L72 160H69L68 162H65ZM83 163V162H82ZM97 163V162H96ZM127 163H129L128 161H127ZM162 163V162H161ZM200 163H202V162H200ZM199 163V164H200ZM15 164V163H14ZM21 164V163H20ZM19 164V165H20ZM41 164H42V162H41ZM64 164V163H63ZM62 164V165H63ZM88 164V163H87ZM105 164V163H104ZM144 164V163H143ZM150 164V163H149ZM164 164V163H163ZM162 164V165H163ZM203 164V163H202ZM207 164V163H206ZM8 165V164H7ZM19 165H17V166H19ZM34 165V164H33ZM80 165V164H79ZM91 165V164H90ZM103 165V164H102ZM115 165H117V164H114V166ZM139 165H140V162H139ZM142 165V164H141ZM146 165V164H145ZM152 165V164H151ZM162 165H160V166H162ZM167 165V164H166ZM178 165V164H177ZM198 165V164H197ZM196 165V166H197ZM208 165H209V163H208ZM215 165V164H214ZM10 166V165H9ZM14 166V165H13ZM17 166H15V167H17ZM25 166V165H24ZM27 166H29L28 165V163H27ZM36 166V165H35ZM43 166V165H42ZM54 166V165H53ZM67 166V165H66ZM112 166V165H111ZM136 166V165H135ZM159 166V165H158ZM171 166V165H170ZM206 166V165H205ZM211 166V165H210ZM216 166V165H215ZM219 166V165H218ZM217 166V167H218ZM23 167V166H22ZM47 167V166H46ZM63 167V166H62ZM94 167V166H93ZM120 167V166H119ZM139 167V166H138ZM146 167H148V166H146ZM145 167V168H146ZM150 167V166H149ZM148 167V168H149ZM174 167V166H173ZM172 167V168H173ZM200 167H202V166H200ZM211 167H213V166H211ZM5 168V167H4ZM4 168H2V166H0V169H3V171L2 172H5V170H4ZM24 168V167H23ZM34 168H36V167H34ZM68 168V167H67ZM77 168H79L78 166H77ZM88 168V167H87ZM105 169H106V167H104ZM128 168V167H127ZM130 168H132L131 166H130ZM134 168V167H133ZM140 168V167H139ZM147 168V169H148ZM153 168H155V167H153ZM171 168V167H170ZM177 168V167H176ZM184 168V167H183ZM186 168V167H185ZM213 168H215V167H213ZM10 169V168H9ZM12 169V168H11ZM17 169V168H16ZM89 169V168H88ZM121 169V168H120ZM129 169V168H128ZM146 169V170H147ZM165 169H168V167L166 168L165 167ZM187 169V168H186ZM217 169H220L221 170V168H217ZM27 170V169H26ZM50 170H52V169H50ZM76 170V169H75ZM80 170V169H79ZM110 170V169H109ZM130 170V169H129ZM148 170H150V169H148ZM157 170V169H156ZM155 170V171H156ZM175 168H174V172H175ZM179 170V169H178ZM206 170V169H205ZM227 171H228V169H226ZM9 171V170H8ZM24 171V170H23ZM38 171V170H37ZM57 171V170H56ZM91 171V170H90ZM103 171H107V170H103ZM112 171V170H111ZM127 171V170H126ZM134 171V170H133ZM132 171V172H133ZM141 171H142V169H141ZM144 171V170H143ZM154 171V172H155ZM158 171V170H157ZM163 171V170H162ZM164 171H166V170H164ZM173 171V170H172ZM181 171V170H180ZM183 171V170H182ZM202 171V170H201ZM204 171V170H203ZM214 171H216V170H214ZM223 171V170H222ZM2 172L0 173V186H1V188H7V190L8 191H10V192H13L14 193V195L16 194V195H20V196H24V198L28 201L29 200V196L31 195V194H35V195H38L39 194V190L37 189V186L35 185V184H32V182L31 183H29V182H27V184L29 185V189H30V191L28 190V193H30V195H28L27 196V194L25 193V192H23V190L22 189H19L17 186L15 187V184H13L12 182H10V181H7L5 178H3V175H2ZM44 172V171H43ZM77 172V171H76ZM85 172H86V170H85ZM100 172H102L101 170H100ZM120 172V171H119ZM148 172V171H147ZM170 172H171V170H170ZM178 172V171H177ZM186 173H187V171H185ZM204 172H206V171H204ZM48 173V172H47ZM46 173V174H47ZM59 173V172H58ZM62 173V172H61ZM60 173V174H61ZM75 173V172H74ZM80 173V172H79ZM83 173V172H82ZM81 173V174H82ZM87 173V172H86ZM85 173V174H86ZM131 173V172H130ZM129 173V174H130ZM137 174H138V170H137V172H136ZM149 173V172H148ZM152 173V172H151ZM168 173V172H167ZM172 173V172H171ZM182 172H180V174H181ZM198 173V172H197ZM203 173V172H202ZM213 173V172H212ZM228 173V172H227ZM18 174V173H17ZM46 174H44V175H46ZM69 174V173H68ZM77 174V173H76ZM84 174V173H83ZM82 174V175H83ZM88 174V173H87ZM86 174V175H87ZM97 174V173H96ZM106 174V173H105ZM113 174V173H112ZM116 174V173H115ZM124 173H121V174H119V175H123ZM128 174V173H127ZM134 174V173H133ZM141 174V173H140ZM143 174V173H142ZM154 174H156V173H153V175ZM166 174V173H165ZM206 174V173H205ZM7 175H9V174H7ZM11 175V174H10ZM22 175H24V172H23V174ZM41 175V174H40ZM69 175H71V174H69ZM114 175V174H113ZM112 175V176H113ZM164 175V174H163ZM171 176H172V174H170ZM175 175V174H174ZM186 175V174H185ZM189 175H191V174H189ZM196 174H194V176H195ZM197 175H199L200 176V174H197ZM218 175L219 174H217V177H218ZM230 175V174H229ZM14 176V175H13ZM13 176H12V179H13ZM15 176H17V175H15ZM19 176V175H18ZM17 176V177H18ZM63 176V175H62ZM75 176V175H74ZM79 176V175H78ZM97 176V175H96ZM95 176V177H96ZM106 176V175H105ZM111 176V177H112ZM142 176V175H141ZM144 176V175H143ZM152 176V175H151ZM157 176V175H156ZM166 176V175H165ZM165 176H163L164 178H165ZM170 176V177H171ZM176 176V175H175ZM180 176H184V174L183 175H179V177ZM205 176V175H204ZM227 176H228V174H227ZM231 176V175H230ZM230 176H228V178L230 177ZM9 177V176H8ZM22 176H19V178L20 179H23V178H21ZM24 177H26V179L28 178V176H24ZM30 177V176H29ZM53 177H54V175H53ZM60 177V176H59ZM66 177H68V176H66ZM80 177V176H79ZM92 177V176H91ZM90 177V178H91ZM100 177V176H99ZM109 177V176H108ZM113 177H115V176H113ZM159 177V176H158ZM161 178H158L159 180L161 179L162 180V176H160ZM169 177V176H168ZM192 177V176H191ZM209 177H211V176H209ZM15 178V177H14ZM101 178H102V176H101ZM105 178V177H104ZM126 178H127V176H126ZM134 178V177H133ZM139 178V177H138ZM148 178V177H147ZM152 178V177H151ZM175 178V177H174ZM187 178V177H186ZM196 178V177H195ZM55 179V178H54ZM67 179V178H66ZM87 179V178H86ZM93 179V178H92ZM106 179H107V177H106ZM105 179V180H106ZM112 178H110V180H111ZM146 179V178H145ZM153 179V178H152ZM157 179V183H159L160 181ZM173 179V178H172ZM189 179V178H188ZM200 179V178H199ZM205 179H207V178H205L204 177V179H202V180H204V181H206ZM220 179V178H219ZM232 179L233 178H231L230 179V181H232ZM240 179V178H239ZM15 180H16V178H15ZM24 180V179H23ZM70 180V179H69ZM77 180V179H76ZM109 180V179H108ZM127 180H128V178H127ZM142 180V179H141ZM154 180V179H153ZM152 180V181H153ZM168 180H171V179H168ZM168 180H167V182H168ZM177 180V179H176ZM191 180H193V179H191ZM198 180V179H197ZM208 180V179H207ZM211 180L213 181V179L211 178ZM223 180V179H222ZM234 180V179H233ZM253 180V179H252ZM18 181V180H17ZM16 181V182H17ZM30 181H31V179H30ZM33 181V180H32ZM87 181H88V179H87ZM99 181V180H98ZM126 181V180H125ZM138 181V180H137ZM149 181V180H148ZM164 181V180H163ZM173 181V180H172ZM199 181V180H198ZM203 181V183L205 184V182ZM211 181V182H212ZM218 181H220V180H218ZM241 181H242V179H241ZM35 182V181H34ZM59 182V181H58ZM83 182H84V180H83ZM92 182V181H91ZM90 182V183H91ZM141 182H143V181H141ZM162 182V181H161ZM176 182V184H177V181H175ZM208 182V181H207ZM207 182H206V184L205 185H207ZM221 183H222V181H220ZM237 182V181H236ZM252 182V181H251ZM56 183V182H55ZM75 183V182H74ZM77 183V182H76ZM100 183V182H99ZM138 183V182H137ZM146 183V182H145ZM156 183V182H155ZM169 183H171V181L169 182ZM195 183V182H194ZM200 183V182H199ZM216 183V182H215ZM219 183V182H218ZM19 184V183H18ZM81 184V183H80ZM103 184H105V183H103ZM110 184H111V181H110ZM121 184V183H120ZM128 184V183H127ZM127 184H126V186H127ZM140 184V183H139ZM159 184H161V183H159ZM163 184V183H162ZM164 184H166V182H164ZM163 184V185H164ZM168 184V183H167ZM166 184V185H167ZM172 184H174L175 186H176V184L175 183H172ZM201 184V183H200ZM199 184V185H200ZM212 184V183H211ZM214 184V183H213ZM220 184V183H219ZM239 184V183H238ZM248 184V183H247ZM82 185V184H81ZM130 185H132V184H130ZM166 185H164V186H166ZM177 185H180V182H178V184ZM204 185V186H205ZM210 185V184H209ZM216 184H214V186H215ZM227 185H229V184H227ZM245 185V184H244ZM20 186V185H19ZM22 186V185H21ZM97 186H98V184H97ZM103 186V185H102ZM111 186V185H110ZM123 186H125V184L123 185ZM122 186V187H123ZM156 186H157V184H156ZM191 186V185H190ZM203 186V185H202ZM212 186V188H213V185H211ZM222 186V185H221ZM256 186V185H255ZM23 187V186H22ZM21 187V188H22ZM40 187V186H39ZM60 187V186H59ZM71 187V186H70ZM93 187V186H92ZM95 187V186H94ZM115 187V186H114ZM138 187V186H137ZM146 187H148V186H146ZM152 187V186H151ZM154 187V186H153ZM167 187H168V185H167ZM183 187H185V185L183 184ZM188 187V186H187ZM215 187H217V186H215ZM214 187V188H215ZM224 187V186H223ZM231 187V186H230ZM245 187V186H244ZM64 188H66L65 186H64ZM103 188V187H102ZM108 188H109V186H108ZM126 188V187H125ZM171 188V187H170ZM174 188V187H173ZM179 188V187H178ZM218 188V187H217ZM222 188V187H221ZM229 188V187H228ZM258 188V187H257ZM80 189V188H79ZM92 189V188H91ZM97 189H98V187H97ZM106 189V188H105ZM112 189H113V187H112ZM112 189H111V191H112ZM116 189V188H115ZM129 189V188H128ZM135 189V188H134ZM138 189H140L139 187H138ZM137 189V191H139ZM158 189H160V188H158ZM169 189V188H168ZM176 189V188H175ZM183 190H184V188H182ZM182 189H179V191L180 190H182ZM188 190H190V193H191V189H189V187L187 188ZM194 189V188H193ZM233 189H236V188H233ZM260 189H261V187H260ZM260 189H258L259 191H260ZM64 190V189H63ZM67 190V189H66ZM86 190V189H85ZM127 190V189H126ZM126 190H125V193H126ZM132 190V189H131ZM141 190V189H140ZM143 190V189H142ZM147 190V189H146ZM169 190H171V189H169ZM215 190H217V189H215ZM245 190H247L246 189V187H245ZM256 190V189H255ZM262 190H264V188H262ZM261 190V191H262ZM3 191H5L4 189H0V198H1V195H2V192ZM77 191V190H76ZM83 191H84V189H83ZM82 191V192H83ZM95 191V190H94ZM98 191V190H97ZM108 191V190H107ZM130 191V190H129ZM132 191H134V190H132ZM131 191V192H132ZM153 191V190H152ZM166 191H168V190H166ZM193 191V190H192ZM214 191V190H213ZM221 191H222V189H221ZM234 191L235 190H233V193H234ZM257 191V190H256ZM67 192V191H66ZM86 192V191H85ZM93 191H91V193H92ZM114 194H116L119 198H121V201L123 200V201H126V200H128L129 198H127V197H125V194H124V187H123V189L122 188H117V190L115 191V190H113L112 191ZM156 192V191H155ZM158 192V191H157ZM194 192V191H193ZM210 192H212V191H210ZM220 192V191H219ZM228 192V191H227ZM239 192V191H238ZM237 192V193H238ZM70 193V192H69ZM77 193V192H76ZM87 193V192H86ZM94 193V192H93ZM109 193V192H108ZM111 193V192H110ZM137 193V192H136ZM169 192H167V194H168ZM173 193V192H172ZM186 193H188V192H186ZM201 193V192H200ZM213 193V192H212ZM214 193H216V192H214ZM223 193H226V192H223ZM228 193H231L232 194V191L230 192H228ZM227 193V194H228ZM237 193H235L236 194V198H238L237 196ZM261 193H264V191H262ZM4 194V193H3ZM6 194V193H5ZM42 194H45V193H42ZM77 194H79V193H77ZM76 194V195H77ZM85 193H83V195H84ZM114 194H112V195H110V196H113ZM138 194V193H137ZM144 194V193H143ZM146 194V193H145ZM158 194V193H157ZM179 194H181V193H179ZM178 194V195H179ZM195 194H197V193H195ZM195 194H193V195H195ZM203 194V193H202ZM205 194V193H204ZM203 194V195H204ZM217 194V193H216ZM227 194H225L224 195V198L227 196ZM239 194V193H238ZM8 195V194H7ZM13 195V196H14ZM34 195V196H35ZM70 195V194H69ZM100 195V194H99ZM135 195V194H134ZM133 195V196H134ZM141 195V194H140ZM183 195V194H182ZM190 195V194H189ZM212 195V194H211ZM215 195V194H214ZM214 195H212L213 196V198H214ZM219 195H221V194H219ZM219 195H216V196H219ZM240 195V194H239ZM256 195V194H255ZM261 195V194H260ZM260 195L259 196H257V197H260ZM3 196V195H2ZM39 196H42V198H43V195H39ZM45 197L47 196V194L46 195H44ZM72 196V195H71ZM78 197H79V195H77ZM115 196V195H114ZM116 196V197H117ZM136 196V195H135ZM207 196H209V195H207ZM223 196V195H222ZM229 196H231L230 194H229ZM227 197L228 199L230 198V197ZM234 197H235V195H233ZM231 197V198H233L234 199V197ZM242 196V195H241ZM9 197V196H8ZM16 197V196H15ZM15 197H14V199H15ZM77 197V198H78ZM84 197V196H83ZM82 197V198H83ZM85 197H88V196H85ZM137 197V196H136ZM142 197V196H141ZM145 197V196H144ZM161 197H162V195H161ZM185 197V196H184ZM190 197V196H189ZM194 197V196H193ZM196 197V196H195ZM210 197V196H209ZM209 197H208V199H209ZM220 197V196H219ZM218 197V198H219ZM251 197H253V196H251ZM256 196H255V198H257ZM3 198V197H2ZM6 198V197H5ZM19 198V197H18ZM33 198V197H32ZM42 198H40V200L42 199ZM67 198V197H66ZM76 198V197H75ZM89 198V197H88ZM99 198H100V196H99ZM108 198H109V196H108ZM139 198V197H138ZM202 198V197H201ZM205 198V197H204ZM213 198H212V200H213ZM221 198V197H220ZM223 198V197H222ZM243 198V197H242ZM254 198V197H253ZM252 198V199H253ZM9 199H12V197H10ZM20 200H23V199H21V197L19 198ZM31 199V198H30ZM35 199V198H34ZM34 199H32V200H34ZM44 199V198H43ZM68 199V198H67ZM70 199V198H69ZM72 199H74V198H72ZM71 199V200H72ZM85 199V198H84ZM117 199V198H116ZM142 199H143V197H142ZM154 199V198H153ZM182 199V198H181ZM194 199V198H193ZM228 199H226L225 198V200L227 201ZM38 200V199H37ZM37 200H36V202H37ZM112 200V199H111ZM136 200H137V198H136ZM144 200V202L146 201L145 199H143ZM155 201H156V199H154ZM187 200V198L185 199V201ZM192 200V199H191ZM199 200V199H198ZM218 200V199H217ZM232 200V199H231ZM238 201V203H240V200L239 199H237ZM6 201V200H5ZM90 201V200H89ZM106 201V200H105ZM109 201V200H108ZM135 201V200H134ZM134 201L132 200V202H133V204H134ZM141 201V200H140ZM170 201H172V200H170ZM195 201V200H194ZM206 201H208V200H206ZM220 201V200H219ZM236 200H234L233 202H235ZM256 201V200H255ZM13 202V201H12ZM16 202V201H15ZM24 202V201H23ZM33 202H35V201H33ZM35 202V203H36ZM44 202V201H43ZM58 202V201H57ZM104 202V201H103ZM112 202V201H111ZM131 202V201H130ZM129 202V203H130ZM137 202V201H136ZM179 202V201H178ZM178 202H176V203H178ZM180 202H182V201H180ZM187 202H189V201H187ZM205 202V201H204ZM212 202V201H211ZM213 202H215L216 203V200L214 199V201ZM236 202V203H237ZM257 202V201H256ZM262 202V201H261ZM1 203H3L4 204V202H3V200L1 199ZM0 203V213H2L3 211H2V209L4 208V206H2V204ZM6 203V202H5ZM10 203V202H9ZM17 203H19V202H17ZM21 203V202H20ZM19 203V204H20ZM42 203V202H41ZM40 203V204H41ZM69 203H71V201L69 202ZM113 203V202H112ZM119 203V202H118ZM155 203L156 202H154V205H155ZM186 203V202H185ZM206 203H210V200H209V202H206ZM215 203H213V205H215ZM219 203V202H218ZM231 203V202H230ZM237 203V204H238ZM242 203H243V201H242ZM18 204V205H19ZM27 204V203H26ZM38 204V203H37ZM44 204V203H43ZM42 204V205H43ZM58 204V203H57ZM100 204V203H99ZM123 204V203H122ZM126 204V203H125ZM132 204V205H133ZM139 204V203H138ZM141 204V203H140ZM146 204H147V202H146ZM145 204V205H146ZM158 204V203H157ZM187 204V203H186ZM185 204V205H186ZM210 204H212V203H210ZM234 204V203H233ZM22 205V204H21ZM39 205V204H38ZM62 205V204H61ZM70 205V204H69ZM78 205V204H77ZM87 205V204H86ZM128 205V204H127ZM149 205V206H148ZM148 205H147V207H150V204L148 203ZM152 205H153V203H152ZM153 205V206H154ZM179 205V204H178ZM218 205V204H217ZM222 205H223V203H222ZM242 205H244V203L242 204ZM247 205V204H246ZM23 206H25V204L23 205ZM27 206V205H26ZM25 206V207H26ZM33 206V205H32ZM37 206V205H36ZM50 206V205H49ZM65 206V205H64ZM99 206V205H98ZM107 206H108V204H107ZM110 206V205H109ZM135 206V205H134ZM139 206V205H138ZM189 206V205H188ZM231 206V205H230ZM235 206V205H234ZM241 205H239V207H240ZM261 206V205H260ZM259 206V207H260ZM3 207V208H2ZM8 207V206H7ZM48 207V206H47ZM46 207V208H47ZM95 207V206H94ZM112 207V206H111ZM121 207V206H120ZM131 207V206H130ZM145 207V206H144ZM144 207H142V208H144ZM187 207V206H186ZM201 207H202V205H201ZM222 207V206H221ZM236 207H237V205H236ZM235 207V208H236ZM248 207H249V205H248ZM2 208V209H1ZM13 208V207H12ZM17 208V207H16ZM21 208V207H20ZM20 208H18L19 210H20ZM49 208V207H48ZM51 208H53V207H51ZM60 208V207H59ZM109 208V207H108ZM108 208H106V209H108ZM125 208H127V207H125ZM132 208V207H131ZM139 208H140V206H139ZM225 208V207H224ZM238 208V207H237ZM243 208V207H242ZM250 208V207H249ZM258 208V207H257ZM14 209V208H13ZM22 209V208H21ZM41 209H42V207H41ZM40 209V210H41ZM43 209H44V206H43ZM61 209V208H60ZM66 209H68V208H66ZM96 209H97V207H96ZM105 209V210H106ZM123 209V208H122ZM133 209H134V207H133ZM135 209H138V208H135ZM149 210H151L152 209V207H151V209L150 208H148ZM154 209V208H153ZM163 209H165V210H163ZM163 209H159L158 211H157V209H155L156 210V213L155 214H153L152 215V226H151V228H145V227H143V226H138L137 228H133V229H128V227H127V229H126V227H124L123 228V230H122V233L120 234V236L118 237V241H117V244H116V254H118V257H117V259H114V258H111L110 259V264H118V262L117 261H120V264H186L185 262H184V260L186 259V257L190 260V261H192V262H196V263H198V264H264V227H260V228H258V229H254V230H251L250 228H248V227H250V226H248V227H240V228H228V229H225V228H223V227H220V218L219 217H216V216H208V215H206L205 213H203V212H201V211H199V210H197V211H192L191 213H189V212H187V211H184V210H181L179 207H177V206H174V207H172V208H163ZM229 209V208H228ZM234 209V208H233ZM232 209V210H233ZM239 209H241V208H239ZM238 209V210H239ZM29 210V209H28ZM58 210V209H57ZM95 210V209H94ZM121 210V209H120ZM145 210V209H144ZM154 210V211H155ZM205 210V209H204ZM238 210H236V211H238ZM246 210V209H245ZM248 210V209H247ZM253 210V209H252ZM258 210V209H257ZM5 211H6V209H5ZM13 211V210H12ZM11 211V212H12ZM22 211V210H21ZM33 211H35V210H33ZM37 211H38V209H37ZM47 212H48V210H46ZM62 211V210H61ZM64 211H66V210H64ZM87 211V210H86ZM128 211H130V210H128ZM140 211H141V209H140ZM234 211H235V209H234ZM235 211V212H236ZM26 212H29V211H26ZM32 212V211H31ZM44 212H45V210H44ZM43 212V213H44ZM59 212V211H58ZM91 212V211H90ZM114 212V211H113ZM117 212H119V211H117ZM142 212H143V210H142ZM145 213L144 214H146V211H144ZM206 212V211H205ZM239 212V211H238ZM246 212H250V210L249 211H246ZM256 212V211H255ZM36 213V212H35ZM34 213V214H35ZM63 213V212H62ZM126 213H128V212H126ZM132 213V212H131ZM137 213V212H136ZM148 213V212H147ZM153 213V212H152ZM251 213V212H250ZM257 213V212H256ZM5 214V213H4ZM21 214H24V211H23V213H21ZM32 214V213H31ZM38 214V213H37ZM69 214V213H68ZM105 214V213H104ZM111 214V213H110ZM122 214V213H121ZM149 214V213H148ZM205 214V215H204ZM221 214L222 215H226L227 213H225V212H221ZM236 214V213H235ZM239 214V213H238ZM18 215H19V213H18ZM91 215V214H90ZM243 215V214H242ZM255 215V214H254ZM35 216V215H34ZM60 216V215H59ZM115 216V215H114ZM151 216V215H150ZM245 216V215H244ZM243 216V217H244ZM253 216V215H252ZM259 216V215H258ZM257 216V217H258ZM36 217V216H35ZM42 217V216H41ZM64 217V216H63ZM82 217H84V216H82ZM107 217H109V216H107ZM124 217V216H123ZM143 217V216H142ZM2 218H4V217H2ZM23 219H24V216L22 217ZM21 218V219H22ZM31 218V217H30ZM45 218V217H44ZM88 218V217H87ZM116 218V217H115ZM115 218H112L113 219V221H111V222H115ZM128 218V217H127ZM254 218H256V217H254ZM262 218V217H261ZM7 219H10V218H7ZM16 219V218H15ZM14 219V220H15ZM20 219V220H21ZM22 219V220H23ZM26 219V218H25ZM82 219V218H81ZM129 219V218H128ZM138 219V218H137ZM252 219V218H251ZM1 220V219H0ZM28 220V219H27ZM30 220V219H29ZM28 220V221H29ZM42 220V219H41ZM61 220V219H60ZM75 220V219H74ZM147 220H148V218H147ZM11 221V220H10ZM26 221V220H25ZM44 221V220H43ZM46 221V220H45ZM117 221V220H116ZM129 221V220H128ZM1 222V221H0ZM14 222H16V221H14ZM30 222V221H29ZM31 222H33V221H31ZM28 223V227H27V230H26V234H27V236H30V235H33L36 231H34V226H33V224L32 223ZM71 222V221H70ZM77 222V221H76ZM88 222V221H87ZM86 222V223H87ZM94 222V221H93ZM103 222V221H102ZM106 222V221H105ZM121 222V221H120ZM22 223V222H21ZM26 223V222H25ZM35 223V222H34ZM46 223V222H45ZM47 223H48V221H47ZM69 223V222H68ZM73 223H75V222H73ZM90 223V222H89ZM108 223V222H107ZM106 223V224H107ZM116 223H118V222H116ZM129 223V222H128ZM261 223H264V221H261ZM13 224V223H12ZM36 224L38 225V223L36 222ZM40 224V223H39ZM95 224H96V222H95ZM114 224V223H113ZM119 224V223H118ZM121 224V223H120ZM133 224H135L134 222H133ZM138 224V223H137ZM143 224V223H142ZM148 224H150V223H148ZM237 224V223H236ZM42 225V224H41ZM41 225H39V226H41ZM46 225V224H45ZM54 224H52V226H53ZM76 225V224H75ZM90 225V224H89ZM93 225V224H92ZM104 225H105V223H104ZM116 225V224H115ZM122 226H125L124 224H123V221H122V224H121ZM246 225V224H245ZM248 225H250V224H248ZM7 226V225H6ZM51 226V225H50ZM97 226V225H96ZM110 226H111V224H110ZM117 226V225H116ZM115 226V227H116ZM121 226V227H122ZM146 226V225H145ZM252 226V225H251ZM254 226V225H253ZM11 227H13V226H11ZM18 227V226H17ZM20 227V226H19ZM49 227V226H48ZM54 227V226H53ZM52 227V228H53ZM70 227V226H69ZM93 227V226H92ZM92 227H90V228H92ZM108 227H109V225H108ZM107 227V228H108ZM114 227V226H113ZM1 228H3V226L1 227ZM10 228V227H9ZM15 228H16V225H15ZM39 228V227H38ZM37 228V230H39ZM40 228H42V227H40ZM47 228V227H46ZM46 228H45V226L43 227V229H45L46 230ZM66 228V227H65ZM98 228V227H97ZM105 228V227H104ZM132 228V227H131ZM254 228V227H253ZM10 229H12V228H10ZM71 229V228H70ZM77 229V228H76ZM110 229V228H109ZM120 229V228H119ZM1 230V229H0ZM6 230V229H5ZM93 230V229H92ZM95 230V229H94ZM99 230V229H98ZM107 230V229H106ZM3 231V230H2ZM7 231V230H6ZM41 231V230H40ZM44 231V230H43ZM56 231V230H55ZM66 231V230H65ZM68 231V230H67ZM100 231V230H99ZM3 232H5V231H3ZM9 232V231H8ZM105 232V231H104ZM108 232V231H107ZM106 232V233H107ZM110 232H111V230H110ZM109 232V233H110ZM117 232V231H116ZM45 233L47 234V235H49V236H54L55 235V232H53V231H51V230H46L45 231ZM25 234V233H24ZM60 234H61V232H60ZM98 234H99V232H98ZM0 235H1V233H0ZM3 235V234H2ZM19 235V234H18ZM57 235H59V233H57ZM88 235V234H87ZM8 236V235H7ZM14 236V235H13ZM23 236V235H22ZM27 236H25V237H27ZM39 236V235H38ZM60 236V239H61V236L62 235H59ZM81 236V235H80ZM86 236V235H85ZM90 236V235H89ZM96 236V235H95ZM115 236V235H114ZM113 236V237H114ZM6 237V236H5ZM31 237V236H30ZM4 238V237H3ZM2 238V239H3ZM11 238V237H10ZM36 238H38V237H36ZM45 238H46V236H45ZM55 238H57V237H55ZM87 238V237H86ZM97 238V237H96ZM32 239V238H31ZM42 239V238H41ZM50 239V238H49ZM60 239H58V240H60ZM108 239V238H107ZM1 240V239H0ZM5 240V239H4ZM8 240V239H7ZM17 240V239H16ZM15 240V241H16ZM20 240V239H19ZM38 240V239H37ZM51 240V239H50ZM57 240V241H58ZM65 240V239H64ZM93 240V239H92ZM100 240V239H99ZM105 240H106V238H105ZM109 240H111V239H109ZM112 240H113V238H112ZM111 240V241H112ZM39 241V240H38ZM47 241H49V240H47ZM54 241H56L55 239H54ZM56 241V242H57ZM1 242V241H0ZM19 242V241H18ZM25 242V241H24ZM23 242V243H24ZM27 242V241H26ZM31 242V241H30ZM42 242V241H41ZM66 241H64V243H65ZM67 242H69V241H67ZM93 242V241H92ZM15 243V242H14ZM21 243V242H20ZM20 243H19V245H20ZM36 242L34 241V244H35ZM38 243V242H37ZM55 243V242H54ZM108 243V242H107ZM9 244H10V242H9ZM16 244H17V242H16ZM32 244V243H31ZM38 244H40V243H38ZM42 244V243H41ZM48 244H50V243H48ZM48 244H47V246H48ZM53 244V243H52ZM72 244V243H71ZM3 245V244H2ZM23 245V244H22ZM27 245V244H26ZM25 245V246H26ZM67 245V244H66ZM65 245V246H66ZM100 245V244H99ZM9 246V245H8ZM12 246V245H11ZM51 246V245H50ZM50 246H48V247H50ZM53 246V245H52ZM51 246V247H52ZM72 246V245H71ZM95 246H96V244H95ZM106 246V245H105ZM108 246V245H107ZM112 246V245H111ZM16 247V246H15ZM35 247V246H34ZM34 247H33V249H34ZM43 247V246H42ZM41 247V248H42ZM54 247H57V245H55ZM74 247H76L77 248V246H74ZM73 247V248H74ZM92 247V246H91ZM99 247H101V246H99ZM104 247V246H103ZM2 248V247H1ZM40 248V249H41ZM64 248V247H63ZM72 248V249H73ZM94 248V247H93ZM105 248V247H104ZM107 248V247H106ZM48 249V248H47ZM51 249V248H50ZM57 249V248H56ZM56 249H55V251H56ZM65 249V248H64ZM81 249V248H80ZM80 249H79V251H80ZM95 249V248H94ZM109 249V248H108ZM1 250V249H0ZM44 250V249H43ZM46 250V249H45ZM57 250H59V248L57 249ZM110 250V249H109ZM2 251H3V249H2ZM7 251V250H6ZM10 250H8V252H9ZM18 251V250H17ZM24 251V250H23ZM50 250H48V252H49ZM55 251H54V253H55ZM72 251V250H71ZM75 251H76V249H75ZM86 251V250H85ZM52 252V251H51ZM61 252V251H60ZM59 252V253H60ZM64 252V251H63ZM62 252V253H63ZM113 252V251H112ZM25 253V252H24ZM77 252H75L74 254H76ZM82 253V252H81ZM85 253V252H84ZM91 253V252H90ZM5 254V253H4ZM17 254V253H16ZM19 254V253H18ZM51 254V253H50ZM67 254H68V252H67ZM1 255V254H0ZM21 255V254H20ZM23 255H25V254H23ZM29 255V254H28ZM33 255V254H32ZM61 255H63V254H61ZM65 255V254H64ZM73 255V254H72ZM88 255V254H87ZM35 256H36V254H35ZM40 256H42V255H40ZM52 256V255H51ZM50 256V257H51ZM68 256H69V254H68ZM74 256V255H73ZM15 257H17V256H15ZM24 257V256H23ZM32 257V256H31ZM39 257V256H38ZM46 257V256H45ZM53 257V256H52ZM63 257V256H62ZM71 257V256H70ZM78 257V256H77ZM81 257V256H80ZM79 257V258H80ZM83 257V256H82ZM88 257V256H87ZM94 257H96V256H94ZM98 257V256H97ZM9 258V257H8ZM56 258H58V257H56ZM76 258V257H75ZM74 258V259H75ZM4 259V258H3ZM23 259V258H22ZM28 259H29V257H28ZM35 258H33V260H34ZM39 259V258H38ZM47 259V258H46ZM49 259H51V258H49ZM48 259V260H49ZM61 259H63V258H61ZM65 259V258H64ZM72 260H74L73 258H71ZM9 260V259H8ZM12 260V259H11ZM14 260V259H13ZM20 260V259H19ZM37 260V259H36ZM52 260V259H51ZM58 260V259H57ZM68 260V259H67ZM69 260H70V258H69ZM77 260H79V259H77L76 258V261ZM100 260H101V258H100ZM10 261V260H9ZM17 261V260H16ZM25 261V260H24ZM27 261V260H26ZM32 261V260H31ZM35 261V260H34ZM40 261V260H39ZM62 261V260H61ZM99 261V260H98ZM186 261V260H185ZM4 262V261H3ZM55 262H57V261H55ZM75 262V261H74ZM79 262H81V261H79ZM79 262H77V263H79ZM93 262V261H92ZM9 263V262H8ZM15 263V262H14ZM33 263V262H32ZM63 263V262H62ZM67 263V262H66ZM76 263V264H77ZM85 263V262H84ZM104 263V262H103ZM5 264H7V263H5ZM21 264V263H20ZM37 264V263H36ZM46 264H48V263H46ZM65 264V263H64ZM73 264V263H72Z\"/></svg>",
	"mask_w": 264,
	"mask_h": 264
}]
</instances>
